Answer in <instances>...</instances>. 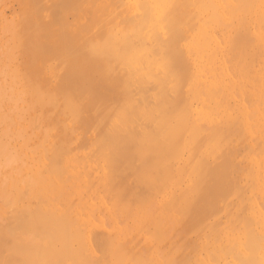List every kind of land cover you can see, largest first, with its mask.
Instances as JSON below:
<instances>
[{
	"label": "rangeland",
	"instance_id": "rangeland-1",
	"mask_svg": "<svg viewBox=\"0 0 264 264\" xmlns=\"http://www.w3.org/2000/svg\"><path fill=\"white\" fill-rule=\"evenodd\" d=\"M29 0H0V263H3V264H48L49 263V261L51 260L52 261V263H53V261H55V259H56V263L57 264H59V262H60V264H82V262H83V260L82 259H84V263L85 264H101V263H103V261H104V263L103 264H108L109 262V264H113V263H116L117 261H115L114 260V258H115V255H116V253H113V252H117V250H118V252L120 251V249L118 248H116V246L115 245H117V243H119V245L120 246H122V247H120L119 245V247L120 248H122L121 250L122 251H124V252H126L125 254H122V255H120V253H118V255L120 256H118L117 257V259H119L118 261H120V262H122L121 264H135L136 262H137V259H136V262H135V259L132 261V259L135 257V256H137L139 253L140 254H142V255H140V257H139V259H141V257H145V258H143V259H146V261H147V264L148 263H151V264H155L156 262H154L153 260H152V258L153 257H155L156 256V254L157 253H154V252H151L152 250H156L157 252H158V255L160 256V254H159V252L161 253V256H162V254L164 253V251H165V249H166V246L168 247V248H170V246L172 245V243H173V245L171 246V249H170V252H168V248L166 249V254L167 255H165V253H164V255H165V258L164 257H161L160 256V258H158L157 260H161V258H163V260L162 261H160L161 263H159V264H167L170 260V262H169V264H171V263H173V264H176V261H177V264H183L184 262V260L186 261V263L187 264H189V262H190V260L193 258V260L190 262V264L192 263V264H194L195 262V264H197V263H199L200 264V261L204 258H202L200 261H199V256L200 257H202V255H204V254H206V258L207 259H209V261L208 260H206L205 262H203L204 260H202V263L201 264H225L226 262L228 263V264H233L234 263V260H238V258H240L239 259V264H240V261L242 262V255L239 253V248L240 247H242L243 245L242 244H245V243H243L244 241H245V239H246V241L248 242V234L246 235L245 233L247 232V231H251V233L250 232H247V233H249V234H251V236L250 237H252L251 239L249 238V240L251 241V242H253V244H254V246H252L251 244H249L248 246H243V252H245L246 251V253L248 252L247 250H252V253L250 254L249 252V259L245 262V261H243V262H245L246 264H248V262H249V260H250V257H251V260L250 261H252L253 262V264H264V262L262 261V259H258V258H261V249H259V248H261V244H259V243H261V242H258V240L260 241V239H259V234H258V231H259V227H258V225H257V223L255 222V220L253 219V216L251 215L252 214V212L251 211H249V210H253L256 206H257V208H259V206H261L262 205V208H260V210H262L263 208H264V202H263V198L261 197L262 195H261V190L264 188V185L262 186L261 185V181H263L264 180V178H263V176L262 177H260V175H261V173H262V175H263V173H264V167H260V166H262L263 164V162H264V158H262L263 160H261V162H260V159H259V157H256V155H258V153H259V150L261 149H264L263 148V144H264V137H263V139L260 137V136H264V134L261 132V129H260V126L258 125L259 124V122H261L263 125H264V101H263V99H264V92L263 91H261V86L264 84H261L263 81V78H264V68H262L263 66V64H262V62L259 60L258 61V59H261V60H263V63H264V50H263V48H264V44H262L260 47L257 45L258 44V40L257 39H255V35H254V33H252V31H250L253 27H252V25H253V18H254V16H256L255 14H254V12L258 9V4H259V0H254L255 2L253 3L251 0H235L236 1V3H237V5H238V7L235 9V11L233 10V5H235L236 3H235V1L233 0V2L234 3H232L231 1H229V0H224L222 3V6H225L224 8H222V6L220 5V7L218 6L217 8H219V9H215V6H212V12H214V13H211V17H213V16H218V17H220V18H216V17H214V19H222V17L223 18H225V17H227L229 14V17L227 18V20L229 19V21H227V20H225V21H227V23H228V26H227V30H226V32H223V33H225V35L223 36L224 38H222V36L221 35H217V41L219 42L220 40H219V37H220V39H225L226 38V41L225 40H221V43L222 44H220V43H218L217 41H215V42H217L218 44H220L219 46H221V48L222 49H220L221 50V52H224L225 51V49H226V53L224 52V53H221L220 51L219 52H217V49H214V52H213V54H212V56L210 57V63H209V60H208V68H209V66L211 67V69H212V71L210 70V71H207V70H209V69H207V67H205L204 68V65L203 66H201V68L199 69L200 70V72H198L199 70L197 69V68H191V69H189V67H190V65H188V66H186L187 68H188V70L190 71V72H192V77L190 76L191 74H188V77L185 79L186 80V83H184V80H182L183 81V83H184V86H183V84H182V82H180V84H182V85H180V86H183V89L182 88H179L180 89V91L182 92V90H184V94H183V96H184V98H186V95L190 92V89L192 88H194V85L193 84H197V86L199 87V88H201V87H203V80L202 79H204L205 78V76L204 75H206V77H211L212 76V72H214L215 73V79L217 80L216 82H215V84H216V86L218 87V86H220V87H218V88H220V93H219V95L217 94V93H215V90L214 91H212L213 90V88L212 89H210L209 87L208 88H206V89H208V90H204V89H200L199 90V92H197L198 91V89L199 88H197L196 90L195 89H191V91H192V93H193V95L194 94H196L197 95V98L196 97H193L194 99H196L195 101H192V100H194V99H191L190 100V98H192V96L190 97L189 96V94L187 95L188 97V99H187V105H190V106H188V108L190 109V112L188 111V109H187V112H189V113H187L186 111H185V113H187V114H189L188 116L186 115L185 117H187L186 119H187V121H186V123L188 124V126L186 125V127H187V129H186V127L185 126H182L184 123H183V121H184V119L182 118V115H185V114H181V117H180V119H179V122H180V120H181V118L183 119V121H182V124H181V122L179 123H176L177 125V129L179 128V130L181 129V126L183 127L182 129L183 130H185V132H184V134H181L183 131H179L178 130V132H177V134H180V135H182L181 137L179 136V135H176V137L177 136H179V138L177 139V138H175L174 136H175V131H174V136H173V138H170L171 137V133H168V132H171V131H169V130H167V133L166 134H170V136H169V138L170 139H177V140H179L180 138H181V144H180V142H179V147H178V149H180L179 150V152L178 151H174L175 153H177L178 152V154L177 155H179V153L181 154V152L180 151H182V150H184V152L182 153V155H184L185 156V149H184V137L186 136V135H189L188 134V132H190V130L192 129L191 127L192 126H194L193 124H192V126H190L191 124H190V121L192 122V121H194V123L195 124H199L198 126L199 127H201V128H203L202 126V124H204V128H205V126H206V130L204 129V131H206V132H204V131H202V130H199L200 132H201V134H202V132H203V138H205L204 139V143H202L203 145H201L200 143H201V141L203 140V139H201V141L199 140V137H201V135H199V133H198V131H194L193 132V134L194 133H196L197 135H198V137H197V135H195V137H197L198 138V140L199 141H197L196 143H193L192 142V144L194 145V146H196V144H198L197 146L199 147V145L201 146V147H199L200 149L198 150V147H197V149H196V154L195 153H193V151H192V153L191 154H193V155H191L190 154V157H188L189 159L190 158H192L191 156H193L194 158H192L191 159V162H189V161H187V163H189V166H187L186 164V166L184 165V167L185 168H187V170L185 169V171L183 172L182 170V172H180L179 171V169H177L179 172H178V174L176 173V171L174 170V167H175V169H176V166L177 167H179L178 165H180V164H182V168H183V164L185 163V161L186 160H184L183 161V158H184V156H183V158H182V155H179V156H181V157H179L178 156V159H174L173 160V164H171V161H172V158H173V156L175 155V154H173L174 152L173 151H171V152H173V153H169V155L170 154H173V156H172V158H171V156H169L168 155V153H166V155L168 156V157H166V158H169L168 159V161L170 160V158H171V160L169 161V164L170 165H172L171 167H169V170H168V176L167 175H165V176H167V178L169 177V172H170V169H171V171H172V174H177L178 176L180 175L179 173H181V183H178V181H179V177H178V180H176L177 178H174L176 175L174 174V175H172L171 174V176H173V177H169V178H171V179H169V181H167V178L165 179L164 178V180H166V181H164V182H162L161 183V181H159L158 180V178L160 177V176H158V177H156V174H158V172L160 173V171H158V169H160L161 167H164L163 165H164V163L166 162V163H168L167 162V159L165 158V159H163V157L162 156H164V154L163 155H161V154H157L156 152H158V151H156V150H158V148L157 147H155V145H153V147H151V145H150V147L149 148H157V149H155L154 151H156L155 153L157 154V155H154V156H160L161 155V157L160 158H162L163 159V162H162V160H161V162L163 163V165L161 164V162H160V164L157 162V161H155L156 159H158V157H154V162H157V164L156 165H160V167L159 166H157L156 168H154L155 167V163H151L152 165H154V171H155V169L158 171H155V177L157 178L156 179V181L158 182V184H157V182L156 183H154L155 181H154V179L153 180H150L149 178V180H148V183H147V179L145 180V177L147 178V176H149V173L147 172V171H150V173L152 174L153 172V169L151 168V165L149 166L147 163H149V162H152L153 160H149L148 159V155H149V153L148 152H154V151H152V149L151 150H149V148L147 149L148 151H144L145 149L143 148L142 149V151H143V153H141V156H143V154H144V152H146L145 154H146V157H145V155L143 156V158H147L149 161L148 162H146V163H143L144 161H146L145 159H143L142 157V159H140V156H139V158H135V157H138V155L136 156V154L140 151V149L138 150V152H137V147H136V149H133V151L135 152V150H136V152L137 153H135V157H134V155H130L131 157H129L130 159L132 158V157H134L135 158V162H136V159H138L139 161H141V160H144L143 162H139V164H141V166L143 165L144 166V164L145 165H147L146 167H148V168H146V172L148 173V175H146L147 173L146 172H141V174L143 175V178H141V180L143 181V180H145V182L147 183H145V182H140L141 180L138 178V180L139 181H137V183L139 184L140 183V186H141V183H145L146 185H148L149 184V181H153L152 183H154V184H152L153 186V188H154V185H156V186H158V185H160V184H162V186L164 185L165 186V188L164 189H162V190H160V191H162V192H160L159 191V193H157V194H155L156 196L153 198V197H151V195H149V194H147L146 192H148V191H146V186H145V188H140V190L141 189H145V193L147 194V196H150L151 197V199L149 198H146L147 200H150L149 202H148V205H147V207H149V208H147V207H140V206H143V204L142 205H140L139 206V209L141 208V210H138V211H136L138 208H136L135 209V207H137L138 205V203L136 202V201H138L137 199H135V198H137L138 197V199H140V201H141V198H139L140 196H143V197H147V196H145L146 194L144 193H142L143 192V190H141L142 192V195L140 194V193H138V191H140V190H138L139 188L138 187H136V189L138 190V191H136V189H133V187H131L132 188V190H135L136 192H137V195L139 194V196H136L135 194V191H133V193L132 194H134V195H130V192L132 191V190H129L130 189V187L128 188V186H129V184L131 183L132 184V181H131V178L133 177L132 175V177L131 176H129L131 173H133V175H134V179L133 180H135V181H133V184H132V186H134L135 184V182H136V180H137V178L135 177V174H136V176H138L137 175V173H138V168H137V165L136 166H134V168L133 169H135V170H137V173L135 172V171H133L132 172V170H130V171H127V172H131L130 174H128L127 172H126V170H125V172H126V178H124V179H127V184L125 183L124 184V186H126L127 188H125L124 187V189H127L128 191H129V193H128V191H127V193H128V197H129V202H131V200H130V196L132 197H134V199H133V197H132V199H133V203L136 205H132V206H130L131 208L129 209L130 211V213L132 214L133 212V210L134 211H136V212H134L135 214L138 212V219H134L135 218V215H134V218H133V216L132 215H130V213H128L129 214V216H127V212L125 213V211H123V210H121V208L118 206V205H120V204H124V200L121 198L120 199V201L118 202V197L120 198L121 197V190L123 189L122 187L123 186H121V184H123V181L122 180H124V179H122L121 178V176H119L118 175V173L121 175V173L123 174V170H118V171H116V176L118 175L119 176V178H118V176L116 177V179L114 180L115 182H117V184H118V181L119 180H117V178L118 179H120L121 181H122V183H120V185L118 184V187L119 186H121L120 188H122L120 191H119V188L118 187H115V186H117V185H115V186H113V188H112V186H111V184L113 185V182H111L110 181V183L108 182V183H106L105 182V178L102 180V178H99V177H97V175H98V173H101V172H99L98 171V173L96 174V173H94V172H92V170H93V167H92V169H91V167H90V165H92V163H90L92 160H91V158L93 159V155H92V157H90L91 156V153H88V149H83V151L85 152H87V156L85 157L86 158V160L84 161L82 158H80V151L82 150V148H74V146L71 144V146H73L72 148H74L73 150H71V147H70V145L67 147V146H65V147H67V148H69L70 147V149H68V153H69V155L71 154L75 159H76V157L77 158H79V161L77 160V162L74 160H72L71 159V157L72 156H67V148H65V153H66V155H65V153L64 154H62L63 152V148L60 150V152H57V153H55V150H50L49 151V153H50V155H49V157L47 156L49 153H48V151H46L45 149L47 148L48 149V147L50 148V144H49V139H48V136H49V132H50V128H49V126L47 125V127H46V120L47 121H49V122H51L50 120H49V118L47 117V115L45 114V106H44V102H46V100H45V94H44V91H41L40 89V93H38V90L36 91V90H34V89H36L35 87H33L34 85H36V87L37 88H39L40 87V85H39V87H38V84L40 83V84H44L43 83V81H42V79H44L43 78V76H42V74L44 75V71L42 70V69H44L45 68V66H44V68H43V66L42 65H44V62L42 61V59L40 58V57H42V55L43 54H45V53H41V54H39L38 53V51H40L41 50V48H43L42 49V51L44 52V49L48 52V53H50L47 49H49L50 47H48V48H45V46L47 47V46H51V45H49L50 44V41L48 42V43H45V44H48V45H45L44 44V42H46L45 40L47 39L46 37H44V38H42L44 35H42L43 34V28H44V24H43V22H40L39 24L40 25H38V23L37 22H39V21H37L38 19L39 20H42L43 21V19H41V17H39L40 15H43L42 13L45 11L44 10V8H39L40 7V4H42L41 3V1L42 0H39L40 1V4H38L39 6H37V5H35L36 6V8H34V1L36 2L37 1V3H39V1L38 0H33V3H32V0H30L29 2H28ZM44 2H45V0H43ZM58 1V0H57ZM56 1V4H55V8H54V11H56V12H54V13H51V16H52V18L53 19H55L56 18V16H58V18H57V20L55 19L54 20V22L56 21V24L55 23H53V25H56L55 26V28H57V30L58 29H60V25H59V23H60V20H58V19H60L59 17H61V15L60 14H63L64 15V11H65V9H63V8H69V7H71V6H69V7H67V6H63V8L62 9H60V0L57 2ZM240 1H241V3H240ZM43 2V3H44ZM230 2V3H229ZM36 3V4H37ZM229 3V4H228ZM245 3V4H244ZM226 4H227V7H226ZM251 4V5H250ZM236 5V6H237ZM242 5V6H241ZM252 7V11H247V9L249 10L250 9V6ZM45 5L43 4V5H41V7H44ZM73 6V5H72ZM231 6V7H230ZM236 6H234V8L236 7ZM73 7H75V6H73ZM73 7H71L69 10L70 11H73L74 12V9H73ZM78 7V6H77ZM239 7H241V8H239ZM243 7H248L247 9H243L242 10V8ZM257 7V8H256ZM39 8V9H38ZM76 8V7H75ZM220 8H222V10H223V12L226 10L225 8H228V13L229 14H223V15H225V17L224 16H222L221 15V12H218V11H221L220 10ZM36 9V11H34ZM40 9H42V11H41V14H40ZM203 9V8H202ZM225 9V10H224ZM229 9H231V10H229ZM240 9H241V13H240ZM61 10H62V13H60L61 12ZM68 10V11H69ZM33 11H34V13H33ZM230 11V12H229ZM246 11H247V13H246ZM217 12V15L215 14ZM222 12V13H223ZM226 12V13H227ZM250 12L252 13V15L250 14ZM31 13H32V17H31ZM56 13V14H55ZM225 13V12H224ZM249 13V15H246V14H248ZM34 14V15H33ZM66 14H67V12H66ZM66 14H65V16H66ZM213 14H215V15H213ZM38 15V16H37ZM239 15V16H238ZM242 15V16H241ZM246 15V16H245ZM27 18V21H26V23L25 24H23L24 22H25V20H26V18ZM65 16H63V17H65ZM246 17V23L248 22V20H249V17H250V21L247 23V24H245L244 22H245V20H243L244 22H242V17H243V19ZM248 16V17H247ZM252 16V17H251ZM36 17H39V18H36ZM69 19H71V17L68 15L67 16ZM200 17V16H199ZM240 19H239V18ZM25 19V20H24ZM226 19V18H225ZM29 20V21H28ZM223 20V19H222ZM237 20V21H236ZM239 22L240 23V25L241 26H239L238 25V23H236V22ZM28 22H29V25H28ZM33 23H35V24H37L36 26L38 27V29H41V27H42V24H43V28L41 29V31L39 30V31H37L38 29H37V27L33 24ZM57 23H58V25H57ZM230 23V24H229ZM249 23L250 24H252V25H249ZM243 24H245V25H248V27L247 26H243ZM25 25H27L26 27H25ZM32 25L34 26V28L32 27ZM236 25V26H235ZM39 26H41V27H39ZM232 26H235L234 27V29H233V27ZM252 28H251V27ZM23 27V28H22ZM36 27V28H35ZM238 27H240V29L242 30H240ZM27 28H29V29H26ZM30 28H32V29H30ZM235 28L236 29H239V32H237L236 30H235ZM245 28H247V29H245ZM248 28H251V29H249L248 30ZM15 29V30H14ZM33 29L35 30V31H33ZM37 29V30H36ZM231 29H233V30H231ZM244 29L247 31L248 30V32L247 33H249V35H247V33L246 34H244V36H243V33H245L244 32ZM22 30H24V31H22ZM27 32H26V31ZM29 30H31L32 32L30 33V31ZM253 31H254V28L252 29ZM22 31V32H21ZM237 32L238 34H240L241 32V34H242V36H241V34H240V36L237 34H235L236 35V37L238 38V37H240L239 39L240 40H242V37H244L245 39H246V37H248L247 38V44H248V41L250 42V41H253V43L251 44V43H249L250 44V46H249V49L248 48H246L245 47V45H243V44H246V40L243 38V40L242 41H240L241 42V44L239 45V43H235V40H236V42H238L239 41V39H238V41H237V39L235 38V36H234V39L235 40H232L233 39V32ZM241 31V32H240ZM22 33V34H21ZM40 33H41V35H40ZM16 34V35H15ZM21 34V35H20ZM24 34V35H23ZM31 35H32V37H31ZM251 35V36H250ZM253 35V36H252ZM17 36V37H16ZM25 36V37H24ZM26 36H27V38H26ZM35 36V37H34ZM40 36H42L41 38H42V40H39V39H41V38H39ZM37 37L39 38L38 40H37ZM252 37H253V39H252ZM17 39V42L15 41L16 39ZM24 38H25V40H24ZM28 38H31V39H28ZM78 39L77 40H79V43H77V44H80V45H77V47H79L80 46V48L82 49V48H84V46L82 45L83 43L81 42V38L80 37H77ZM216 38V37H215ZM257 38V37H256ZM60 39V38H59ZM75 39V38H74ZM249 39V40H248ZM24 40V41H23ZM30 40V41H29ZM32 40V41H31ZM245 40V41H244ZM21 41V42H20ZM25 41H26V43H27V47H26V43H25ZM27 41H29V43L30 44H28V42ZM38 43H37V42ZM76 41V40H75ZM74 41V42H75ZM84 41V40H83ZM86 41V40H85ZM225 41V42H224ZM232 41H234V43H233V48H231L230 47V44H231V42ZM33 42V43H32ZM35 42V43H34ZM43 42V44H42V46L43 47H41V43ZM59 42H60V40H58V44H59ZM89 42V41H88ZM224 42V43H223ZM243 42H245V43H243ZM255 42H256V44H255ZM15 43H18V45L17 46H19L18 48L16 47V44ZM20 43V44H19ZM217 43H216V45H217ZM40 44V45H39ZM227 44V45H226ZM238 44L239 46H240V48L243 50V52H241V49L240 48H238V46H236V45ZM30 45H31V47H30ZM36 47V46H40L41 48L38 50L37 49V53L40 55V57H39V55L38 54H36L35 52H36V48L34 49L35 51H33V49H31V48H34V46ZM75 45V44H74ZM84 45H86V42H85V44ZM90 45V44H89ZM215 45V46H216ZM232 45V44H231ZM244 47H243V46ZM254 45V47H252V46ZM38 46V47H39ZM222 46H224V47H222ZM242 46V47H241ZM76 47V46H75ZM87 47H88V45H86V49H87ZM91 49H92V47L91 46H89ZM231 48V50H230V48ZM234 47L236 48V49H234ZM255 47H258L257 48V50L255 49ZM20 48V49H19ZM25 51L24 52V54H22V49ZM30 50H29V49ZM52 48V47H51ZM73 48V47H72ZM80 48H79V51H80ZM251 48H254L253 49V52L251 51ZM59 50H60V48H58ZM74 49V48H73ZM89 49V48H88ZM238 49V50H237ZM246 49V50H245ZM248 49V50H247ZM263 51V55L260 53V51ZM50 50V49H49ZM58 50V51H59ZM77 50V49H76ZM83 50V49H82ZM224 50V51H223ZM237 50V51H236ZM254 50H255V52H254ZM73 51V50H72ZM78 51V50H77ZM229 51V52H228ZM231 51H233V52H231ZM248 51L249 52V55L246 53V52ZM252 53H251V52ZM75 52V51H74ZM58 53H60V52H58ZM85 54H86V51L84 52ZM91 53H92V51H91ZM90 53V54H91ZM228 53V54H227ZM235 53V54H234ZM237 53V54H236ZM245 53V55H243V54ZM255 53H257V54H255ZM73 54V53H72ZM75 54V53H74ZM79 54V53H78ZM81 54H82V52H81ZM88 55H87V57L88 56H91V55H89V53H87ZM94 54V53H93ZM92 54V55H93ZM224 55V56H222V55ZM229 54L231 55V54H233V57L234 56H236V61H234V59L230 56V58L229 59H231V60H229L230 62H228L226 59H225V57L227 58L228 56H229ZM254 56V54L256 55V57L254 58L252 55ZM259 54V55H258ZM38 55V56H37ZM80 55V54H79ZM228 55V56H227ZM252 56L253 57V59H251V61H253L254 59H255V61L257 62V65H259V63H261V68H259L260 70L259 71H261V70H263L262 72H259V73H256L257 74V76H259L260 78H259V83H254V86L255 85H259V87L258 86H256L253 90L251 89L252 87L249 85V84H251L250 82H248L250 79H252V82H253V80L255 81V82H257V80L258 79H256V75H255V79H253L254 78V76L253 77H251L252 75H254L255 74V72L257 71L258 72V70L257 69H255V71L254 70H252L253 69V67L254 66H256V62L255 61H253V64H249V61H250V57L249 56ZM263 56V58H261V56ZM74 56V55H73ZM221 58V60H219L220 58ZM222 56V57H221ZM258 56H260L258 59H257V57ZM36 57V58H35ZM38 57V58H37ZM79 57V56H78ZM251 57V58H252ZM43 58V57H42ZM76 58V57H75ZM80 58V57H79ZM84 58V57H83ZM86 58V57H85ZM223 58V59H222ZM26 61V62H24V60ZM34 59H36V61L34 60ZM37 59H39V60H37ZM89 59V58H88ZM88 59H84V60H88ZM237 59L239 60V61H237ZM246 59L247 60H249V61H247L246 62ZM180 60V62H181V58L179 59ZM214 60V61H213ZM223 60H225V64L227 65H225L224 64V62H223ZM244 60H245V62H244ZM16 61H19V62H16ZM34 61V62H33ZM38 61V62H37ZM81 61H83V60H81ZM89 61V60H88ZM88 61H87V63H88ZM220 61V62H219ZM222 61V62H221ZM251 61H250V63H251ZM40 62H43V64L41 65L40 64ZM219 62V63H218ZM233 62H237V64H233L234 66H236V65H238V68H237V66L235 67V69L233 68V65H232V63ZM238 62H239V64H238ZM243 62H244V64H243ZM19 63V64H18ZM34 63H38V64H40L41 66H42V68L41 67H38V68H36L37 66H38V64L36 65V64H34ZM217 63L220 65H218L217 66ZM229 63H230V65H229ZM246 63H248L250 66L248 67L247 65L248 64H246ZM27 64L28 65H30L29 67H27ZM90 64L91 63H89L88 65L90 66ZM210 64V65H209ZM181 65H183V63L181 62ZM181 65L179 66V67H181ZM207 65V64H206ZM221 65H222V67H221ZM223 65H225L226 66V68H228L229 69V67L228 66H230L232 69H233V71H235V70H237V71H235L234 72V74L235 75H232L233 73H231V68L229 69V72L231 73H227L228 71V69L227 70H225L226 68H225V66L223 67ZM232 65V66H231ZM243 65V66H242ZM183 66H185V65H183ZM244 66H246V68L244 67ZM17 69H16V68ZM88 67V66H87ZM91 67V66H90ZM89 67V68H90ZM220 69H219V68ZM244 67V69L242 70V68ZM258 67H260V65L258 66ZM258 67H256V68H258ZM29 68L31 69V70H29ZM41 68V69H40ZM92 68H93V65H92ZM183 68H185V67H183ZM237 68V69H236ZM34 69V70H33ZM37 69H40V72H37ZM91 69V68H90ZM181 69V68H180ZM203 69H206V71H207V73H206V71H204ZM248 69H249V71H248ZM184 70V69H183ZM182 70V73L184 72V71H186V69L183 71ZM187 70V71H188ZM195 72H194V71ZM247 70V71H246ZM28 71H30V73L32 74V76L30 75V73L28 72ZM32 71V72H31ZM35 71H36V73H35ZM39 71V70H38ZM86 71H89L88 69L86 70ZM181 71V70H180ZM180 71H178V72H180ZM186 71V72H187ZM232 71V72H233ZM242 71V72H241ZM26 72H28L27 74H26ZM84 72V71H83ZM186 72L184 73V76L185 75H187L186 74ZM189 72V73H190ZM202 72H203V74H202ZM209 72H211V73H209ZM218 72H220V74H218ZM253 72V73H252ZM35 73V74H34ZM38 73H40L41 74V76L40 77H42V79L38 76V75H40V74H38ZM86 73V72H85ZM88 73H90V72H88ZM88 73L86 74V75H84V76H88ZM182 73H180V75H182ZM196 73V74H195ZM200 75H203V77L201 76V78L200 77H198L197 78V75L199 76V74ZM206 73V74H205ZM247 73H248V75L249 74H251L252 73V75H250V76H248L247 75ZM27 76H26V75ZM76 74H78V72L76 73ZM91 74V73H90ZM89 74V75H90ZM194 74V75H193ZM209 74V75H208ZM260 74V75H259ZM23 75H25V76H23ZM35 75V76H34ZM37 75V76H36ZM92 75V74H91ZM179 75V76H180ZM221 75H223L222 77H221ZM228 75H231V76H228ZM33 77L34 79H33V84H30L31 83V81H32V78L31 77ZM146 76V75H145ZM183 76V75H182ZM183 76V77H184ZM193 76H195V77H193ZM232 76H236V77H232ZM240 76V77H239ZM247 76V78L248 79H246L247 80V82L246 83H248L247 85H249L250 87H248L249 89H251L252 91H249L248 89H246L247 88V86L246 87H244L245 86V81L246 80H244V78ZM24 77H26L25 79H27V81L28 82H26V80L24 79ZM75 77H76V79H77V75H75ZM75 77H73V78H75ZM81 77V76H80ZM80 77H78V78H80ZM189 77H191V78H189ZM213 77V76H212ZM222 78V80H221V78ZM229 77V78H228ZM230 77H232V78H234V80L232 81V79H230ZM250 77V78H249ZM39 78L41 79V80H39ZM72 78V79H73ZM82 78V77H81ZM80 78V79H81ZM84 78V77H83ZM83 78L81 79L82 81H83ZM90 78V77H89ZM145 79H146V81H148V78H149V80H152V78H150V77H148V78H146V77H144ZM180 78H181V76H180ZM188 78H189V80H188ZM193 78H195L194 79V83H193ZM241 78V80L239 81V79ZM258 78V77H257ZM76 79H73V81H75ZM79 79V80H80ZM145 79H141V80H144L145 81ZM213 79V78H212ZM215 79H214V81H215ZM227 79V80H226ZM229 79V80H228ZM17 80V81H16ZM80 80V81H81ZM85 80V79H84ZM222 81V82H221ZM240 82L241 83V85H240V83H238L237 84V82ZM77 82H78V79H77ZM86 82H87V80H86ZM86 82H82L83 84H85ZM88 82H89V80H88ZM87 82V83H88ZM189 82L191 83V84H189ZM217 82H218V85H217ZM226 82H228L227 84H226ZM16 83V84H15ZM35 83V84H34ZM36 83H38V84H36ZM80 83V82H79ZM78 83V84H79ZM138 82H136L135 84H137ZM144 82L142 81V86H145L144 84H143ZM147 83H150L151 84V81H149V82H147ZM199 83V84H198ZM207 83V82H206ZM75 84H77L76 82H75ZM81 84V83H80ZM139 84V83H138ZM149 84V85H150ZM27 85H28V87H30L29 85H31V87H32V89H33V92H32V90H30L31 89V87L28 89V87H27ZM189 85H192V87L191 88H189ZM227 85V86H226ZM231 86V88L229 87V86ZM238 86V87H235V86ZM71 86V87H70ZM78 86V85H77ZM77 86L75 87V85H71V84H69V89H71V88H77ZM81 86V85H80ZM80 86H78L79 88H80ZM84 86H86V85H84ZM146 86H148L147 84H146ZM201 86V87H200ZM207 86H208V84H207ZM206 86V87H207ZM83 87V86H82ZM189 89H188V88ZM216 87V88H217ZM229 87V88H228ZM41 89L43 88L42 86L40 87ZM86 88V87H85ZM88 88L90 89V86H88ZM216 88H214V89H216ZM237 88V89H236ZM257 88L259 89V93H257L258 95H256V96H258L259 97V99H258V97L257 98H252L253 99V101H256L257 100V102H253L252 101V99L249 101V98L250 97H248L250 94H252L253 93V91H254V93H253V96H254V94H255V89H256V91H257ZM19 89V90H18ZM81 89V88H80ZM79 89V90H80ZM165 90H166V88H164ZM186 89H188V91L186 90ZM210 89V90H209ZM239 89H242V91H239ZM246 89V90H245ZM30 90V91H29ZM83 90V89H82ZM81 90V91H82ZM86 90V89H85ZM88 90V89H87ZM233 90V91H232ZM238 90V91H237ZM35 91L39 94L38 96L39 97H37V96H35L33 93H35ZM69 91V90H68ZM76 91H78L77 89L74 91L75 93H77ZM187 91V93H185ZM202 91L204 92V98H205V100L206 99H208V98H210V100H212V103H211V101H209V103H211L210 105L209 104H207L208 103V100L207 101H203V102H199V103H203V105L204 106H206L205 105V103L207 104V105H209V107H205L206 109V111L203 113L202 111H200V112H197L196 110H193V109H191L190 107H195L196 106V104L195 103H197L198 104V101H199V97L200 96H198V94L197 93H200L201 92V94L203 95V93H202ZM210 92L211 93V91H212V93L214 92L215 94H213L212 95V98L214 97V96H217V99H212L211 97H207V95L209 96L210 95V93L208 94H206L205 92ZM217 91H219V89L217 90L216 89V92ZM224 91H226V92H224ZM249 91V92H248ZM28 92H30V98H32V99H34L35 98V100H36V102H34L35 100H33V102H32V100H31V102H30V98H29V94H28ZM70 92V91H69ZM72 92H73V90H72ZM79 92V91H78ZM83 92V91H82ZM82 92H80L79 94H81ZM90 92V91H89ZM223 92V93H222ZM231 92H233V94H234V97L232 96L233 94L231 93ZM235 92V93H234ZM240 92H242V94L240 93ZM245 92H246V95H247V97H246V95H245ZM263 94H262V93ZM74 93V94H75ZM88 93V92H87ZM183 93V92H182ZM191 92H190V94H192ZM211 93V94H212ZM222 93V94H221ZM232 94L231 96H230V94ZM241 95H240V94ZM78 94V93H77ZM74 95L75 97H77V96H79V100L82 98V97H80V96H82L83 95V97L84 96H86L87 97V94L85 93H82L81 95ZM217 94V95H216ZM220 94L221 95H223V97H221L220 96ZM228 94H229V96H228ZM263 95V96H260V95ZM88 95H89V93H88ZM200 95V94H199ZM235 95H237V96H235ZM35 96V97H34ZM73 96V95H72ZM182 96V95H181ZM206 96V97H205ZM227 96V97H226ZM250 96H252V95H250ZM202 97V99H204ZM230 97H233V98H230ZM241 97H243V100L245 99V103H246V107H248L249 108V110L251 111V112H248V110L245 108V115L246 114H248L247 116H249L250 118H248L249 119V122H247L246 120H248V119H246V120H244L243 118H246V117H243V118H241L242 117V115L243 116H245L244 115V111H242V109H243V107H245V103H242L241 101H243V100H241L242 98ZM37 98H38V100H37ZM40 98V99H39ZM43 98H44V100H43ZM85 98V97H84ZM183 97L181 98L182 99V101H183V99H184ZM215 98V97H214ZM226 98L227 99H230V100H228V101H226ZM248 98V99H247ZM72 99H73V97H72ZM76 99H78V97L77 98H75V99H73V100H76ZM181 99L180 100H178L177 102H179L180 101V103H181ZM186 99H184L185 101H186ZM220 99V101H218ZM223 99V100H222ZM232 99V100H231ZM235 99V100H234ZM246 99L248 100V102H246ZM82 100V99H81ZM174 100V99H173ZM213 100H217L216 102H215V104H214V101ZM44 101V102H43ZM176 101V100H175ZM175 101H172V103L173 102H175ZM189 101V102H188ZM192 103H191V102ZM223 101V102H222ZM230 101V102H229ZM251 101L254 103V105L256 104V106L254 107V105H251L252 103H251ZM205 102V103H204ZM219 102H222V103H220L219 104ZM36 103V106H32V104H35ZM42 103H43V105H42ZM179 103V104H180ZM183 104V107L182 108H187V106L185 107L184 106V102H182ZM194 103V104H193ZM216 103H217V105H216ZM241 103V105L243 104L244 106L242 107L241 105V107L239 106V105H237V104H240ZM259 103H260V105H259ZM18 104V105H17ZM30 104V105H29ZM45 104H47V103H45ZM177 104V103H176ZM175 104V105H176ZM179 104H177V105H179ZM221 104H223V105H221ZM23 107H22V106ZM173 105V104H172ZM192 105V106H191ZM199 105V104H198ZM215 105V106H214ZM219 105H221V106H223V107H220ZM42 106V107H41ZM180 106V105H179ZM201 106V108H204V106L202 107V105H200ZM211 106H213V110H212V112L211 113H214L215 114V112L217 113L216 115H217V117L216 116H214L215 118H216V121H214L212 118H214L212 115L213 114H210V112L209 111H211V110H209L208 111V109H211L212 107ZM217 106H219V107H217ZM261 106H263V107H261ZM25 107V108H24ZM34 107H36V108H34ZM197 107H199V106H197ZM217 107V108H216ZM259 107H261L262 109L260 110V108ZM34 108V109H33ZM174 108H175V110H176V106H174ZM181 108V107H180ZM180 108H179V110H180ZM24 109V110H23ZM173 109V108H172ZM195 109H198V108H195ZM217 109V110H216ZM224 109L225 110H227V111H225V114H224ZM256 109V110H255ZM36 110V111H35ZM179 110H178V115H176L175 114V116L177 117H179L180 116V114H179ZM182 110H184V109H182ZM192 110V111H191ZM201 110V109H200ZM203 110V109H202ZM222 112H221V111ZM38 111V112H37ZM177 111V110H176ZM176 111H175V113H176ZM196 113H195V112ZM199 111V110H198ZM219 111V112H218ZM33 113V118H32V116H31V118L32 119H30V115H32V113ZM37 112V113H36ZM183 112V111H182ZM181 112V110H180V113H182ZM228 112L230 113V114H228ZM243 112V113H242ZM257 112H259V113H257ZM35 113L36 114H38L37 116H35ZM220 113V114H219ZM241 113V114H240ZM257 113V114H256ZM27 116H26V115ZM171 114H173V113H171ZM171 114H169V115H171ZM209 115V117H207L208 115ZM223 114H224V117H223ZM232 114V115H231ZM258 114H260V115H258ZM40 115V116H39ZM168 115V116H169ZM205 115V116H204ZM230 115L232 116V118L230 117ZM23 116V117H22ZM102 118H103V115H100ZM167 116V117H168ZM171 116H173V115H171ZM194 116H197L199 119H197V121H196V119L195 118H197V117H195V118H193ZM238 116V117H237ZM258 116V117H257ZM35 117V118H34ZM36 117H38V118H36ZM41 117V118H40ZM101 117H99L100 118V120L102 119ZM165 118L166 120L170 117H168V118ZM177 117V118H178ZM184 117V116H183ZM190 117V118H189ZM191 117L193 118V119H195V120H193V119H191ZM205 117H206V119H205ZM223 117V118H222ZM236 119H235V118ZM261 117V118H260ZM39 118H40V123H39V121H37V120H39ZM91 118V117H90ZM96 118V117H95ZM98 118V117H97ZM98 118V119H99ZM105 118V117H104ZM156 118V117H155ZM154 117L153 118H151V121L149 122L150 124H151V122H152V120L154 121V119H155ZM163 118L164 117H162V120H163ZM208 118V119H207ZM222 120H221V119ZM254 118V119H256V121L254 122L252 119ZM258 118H260L259 120H258ZM20 119V120H19ZM34 119L37 121V122H33L34 121ZM91 119H94V117H92ZM91 120V121H93L94 123L95 122H97V121H99V128H101V129H103V126H105V125H103V123L104 124H106L107 123V121H104V120H106V118L105 119H102L101 121L100 120ZM138 119H140V118H138ZM143 119H144V123H145V125L147 126V121H146V119L143 117ZM142 118H141V120H143ZM175 119V118H174ZM173 118H172V120H171V117H170V119H168L169 121L171 120V123H169L168 121H167V125H165L164 127H161L158 123V125L156 124V121H158L157 119H156V121L155 122H152V124H154V125H152V127L150 126V128H149V126L148 127H146L147 129H146V131L148 130V128L150 129L149 131H151V128H152V130L153 131H151V132H154L155 131V129H156V131L157 130H159L158 128H160V129H164V131H165V128H169V126L170 125H168V123L169 124H172V121L174 120ZM240 119V120H239ZM31 120V121H30ZM81 120H82V118H81ZM83 120H84V123H85V121H86V118L84 119L83 118ZM130 120V119H129ZM134 120H135V122L134 121H132V123H133V125H134V123H135V128L137 127L138 128V126H140V128H141V130L143 131V129H144V124H143V122H142V124L144 125H142V127H143V129H142V127H141V125H139V123L141 122L140 120V122L137 120V118L135 119L134 118ZM136 120L138 121V125L136 126ZM165 120V121H166ZM188 120H190V121H188ZM204 122H203V121ZM209 120V121H208ZM235 120V121H234ZM241 120H242V122H241ZM261 120V121H260ZM25 123H24V122ZM91 121H89L88 119H87V122L88 123H90L91 124ZM103 121V122H102ZM164 121V120H163ZM175 121H178L177 119L175 120ZM175 121H173V123L175 122ZM197 123H196V122ZM258 121V123H256ZM48 122V123H49ZM82 122V121H81ZM86 122V123H87ZM100 122H102L101 124H100ZM106 122V123H105ZM131 122V121H130ZM161 122V120L159 121V123ZM213 122V123H212ZM234 122H236V124L234 123ZM240 124H239V123ZM245 122V123H244ZM246 122H247V124H246ZM39 123V124H38ZM45 123V124H44ZM84 123H81V124H83L84 125V127L83 126H81V124H80V126L81 127H83V128H85L87 125L86 124H84ZM87 123V124H88ZM132 123H129L128 122V124L130 125V124H132ZM148 123V124H149ZM162 123V122H161ZM164 123V122H163ZM208 123H210V124H208ZM232 123H234L235 124V126H234V124H232ZM249 123V124H248ZM22 124V125H21ZM33 124H34V127L35 128H33ZM37 124H38V126H37ZM93 124V123H92ZM141 124V123H140ZM158 126V128H157V126ZM190 124V125H189ZM214 124V125H213ZM242 124H244V125H242ZM246 124V125H245ZM250 124H252L253 125V127H252V125H250ZM86 125V126H85ZM162 125H164V124H162ZM213 126V128H211V129H214V127L216 128V126L217 125H219L217 128H220V129H218V131H213V132H215V133H211L212 134V136H214V134H217V132H218V134H219V137H218V135H215V138L219 141V144H222V148H220L221 147V145L219 146L218 145V141L214 138V137H212V138H214L213 139V142L211 141V139H209V138H207L208 137V135H210V132H212V130L211 131H209V127L210 126ZM232 125V126H231ZM249 125V127L251 126V128H253V129H255V131L253 132V130L251 131V133L253 132L254 134H252V136H250V134L248 135V130H247V135H246V132H244V131H246V130H244V129H248L246 126H248ZM95 126H96V124H95ZM94 126V127H95ZM176 126H175V129H176ZM189 126H190V128H189ZM198 126H197V128H198ZM224 126H225V128H224ZM88 127V126H87ZM92 127V126H91ZM90 127V130L92 129ZM173 128L174 126H170V128ZM184 127H185V129H184ZM208 127V128H207ZM236 127V128H235ZM246 127V128H245ZM106 128V127H105ZM104 128V129H105ZM139 128V129H140ZM167 128V129H168ZM195 128H196V126H195ZM194 128V129H195ZM196 128V129H197ZM234 128V129H233ZM239 128H240V130H239ZM244 128V129H243ZM34 129H35V131H34ZM88 129H89V127H88ZM137 130V129H135L136 131H141V130ZM190 129V130H189ZM195 129V130H196ZM207 129H208V131H209V133L208 134H206L208 131H207ZM230 129H231V131H230ZM235 129H237V130H235ZM250 129V128H249ZM42 130V131H41ZM81 130H84V129H81ZM86 130V129H85ZM90 130H88V131H86V134H91V133H93L94 134V132H95V134H97L96 133V131L95 130H97V126H96V129H94V131H91V133L89 132ZM106 130V129H105ZM105 130H104V132H105ZM134 130V131H135ZM162 130L160 131L159 130V132H158V136H160L161 135V133L163 134V132H162ZM189 130V131H188ZM216 130V129H215ZM232 130H234V131H232ZM41 131V132H40ZM100 130L98 129L97 130V132L99 133V135H101L100 133H102V132H99ZM145 131V130H144ZM145 131V132H146ZM149 131H148V133H149ZM193 130H191V132H192ZM224 132L223 133V135H222V133L221 132ZM236 131V132H235ZM243 131V132H242ZM37 132V134H35ZM83 132V131H82ZM85 132V131H84ZM89 132V133H88ZM129 132H132V131H129ZM106 133V132H105ZM147 132H146V134L145 133H143V132H141V134H138V133H136V134H138L139 136L141 135V136H143V139H140L141 137H139V136H135L134 135V132H132V134L136 137V142H133V143H137V145L136 146H138L139 145V143L137 142V139H138V137H139V142L140 143H144V144H147V142H149V138H152V137H154V136H152L151 137V135L153 134H150V137L148 138V136L149 135H147L148 134ZM155 133V132H154ZM240 133V134H239ZM244 133H245V135H244ZM260 133V134H259ZM36 136H35V135ZM86 134H85V136L84 137H86ZM94 134V135H95ZM130 134V133H129ZM143 134V135H142ZM192 134V133H191ZM205 134H206V136H205ZM259 134V135H258ZM41 137H40V136ZM83 135L84 134H81V135H78V138H80V136H82L83 137ZM103 135V134H102ZM145 135H147V136H145ZM172 135H173V132H172ZM221 135V136H220ZM236 135V136H235ZM240 137H239V136ZM90 136V135H89ZM106 136V135H105ZM103 137L102 136V139H104V138H106V137ZM130 136V135H129ZM145 136V137H144ZM157 135L155 136V137H158ZM162 136V137H161ZM160 136V138H161V140L163 139V137H165V135H161ZM167 136V135H166ZM222 136H226L225 138H222ZM244 136H249L248 138L247 137H244ZM258 136V137H257ZM38 137V138H37ZM82 137H81V139H82ZM88 137V136H87ZM133 137V136H132ZM155 137H154V139H155ZM187 137V136H186ZM190 137H192V135L191 136H189V138L188 139H190ZM194 137V138H195ZM210 137V136H209ZM218 137V138H217ZM232 137L235 139L234 141L232 140ZM253 137V138H252ZM23 138V139H22ZM97 138H99V137H97ZM130 138V137H129ZM134 138V137H133ZM144 138H148V141H147V139H144ZM168 138V139H169ZM194 138H192V139H194ZM220 138L222 139V142L220 143ZM240 138V140H238ZM245 138H246V140L248 141L250 138L251 139H253V140H255V143H254V141L253 140H249L248 142L245 140ZM43 139H45L44 141L46 142L45 144H44V141H43ZM48 139V140H47ZM84 139H86V138H84ZM99 139H101V136H100V138ZM99 139H97V140H99ZM109 139V138H108ZM167 139V138H166ZM165 139V140H166ZM168 139L166 140V141H168ZM191 139V140H192ZM196 139V138H195ZM207 139H209L210 140V143L213 145V143L214 142H216L217 144L216 145H218V146H215V147H217L218 149L220 148V151L218 152V153H222V150H223V145H224V150H223V153H225V154H222V155H218V153H217V151H218V149L217 148H215L214 146H212L210 143H209V141H207ZM226 139V140H225ZM37 140H39L38 142H37ZM133 141H135L134 139H132ZM131 140V141H132ZM151 140H153V138L151 139ZM159 140V138H157L154 142H156V141H158ZM161 140L159 141V142H161ZM173 140V141H174ZM216 140V141H215ZM224 140V141H223ZM242 140V141H241ZM35 141H36V143H35ZM78 141H79V139H78ZM131 141H130V145L132 144L131 143ZM162 141H164V140H162ZM176 141V140H175ZM189 141L190 140H188V142L187 143H189ZM196 141V140H195ZM232 141H233V143H232ZM236 141H241V143H239V142H236ZM251 141H253V144H250L251 143ZM42 142H43V144H42ZM151 143L150 144H154V142H152V141H150ZM200 142V143H199ZM203 142V141H202ZM209 143V145L210 146H212L211 147V149H212V151H213V148H215L214 149V152H215V150H217L216 151V154L220 157V156H223L224 158L225 157H227L228 158V161H227V158L226 159H224V162L226 161V163L228 162V164L226 165L225 163V165H223V162L221 163L220 162V160L221 161H223V157L220 159L219 157H217L216 158V156H215V154H211V152H208L209 150H207V148L205 149V147H208L207 145H206V143ZM229 142V143H228ZM245 142V143H244ZM256 142H258L260 145H256V146H254V147H259V148H257V149H254V147H252V149L254 150V154H253V152H251V146H249L248 147V145L247 144H250V145H254V144H256ZM29 143V144H28ZM38 143H39V145H38ZM127 143V142H126ZM163 143H166V146L167 147H174V146H176V145H174V146H172V143H171V145L170 146H168L169 144V142H163ZM187 143H186V145H185V148H187V147H189V146H187ZM224 143V144H223ZM237 143H239L238 145L240 146V148H237V151L239 150L240 151V156H239V152H236V146H237ZM31 144V145H30ZM135 144H134V146H135ZM143 144V145H144ZM149 144V143H148ZM168 144V145H167ZM174 144H178V143H175L174 142ZM235 144H236V146H235ZM245 144V145H244ZM33 145V148H31V146ZM36 145H38L39 147H38V149L39 150H43L45 147V145H47L46 146V148L44 149L48 154L46 155V154H44V153H42L43 151H41V153H42V155L43 156H46L45 158H46V160H48V158L50 159L49 161V164H51L52 163V161L53 160H51V159H55V161L57 162L56 163V165H55V161H54V168H53V165L51 164V165H47L46 164V162H43L42 161V159L44 158H42V156H40L39 155V152L40 151H38V149H36L37 147H36ZM127 145V144H126ZM141 145V144H140ZM158 145H159V143H158ZM165 145V144H164ZM189 145H191L190 143H189ZM215 145V144H214ZM230 145V146H229ZM246 145H247V147H246ZM43 148H41V147ZM132 147H134L133 145H131ZM145 147H148V146H146V145H144ZM166 146L164 147L167 151H168V148H166ZM178 146V145H177ZM187 146V147H186ZM194 146H193V148H194ZM245 146V147H244ZM36 147V148H35ZM126 147H129V146H126ZM139 147V146H138ZM143 147V146H142ZM141 146L139 147V148H142ZM159 147V146H158ZM162 147H163V144H162ZM161 147V148H162ZM238 147V146H237ZM244 147V148H243ZM41 148V149H40ZM135 148V147H134ZM189 148H191V146L189 147ZM188 148V149H189ZM192 148V149H193ZM249 148V149H248ZM33 151H32V150ZM81 149V150H80ZM131 149V148H130ZM130 149H125L127 152H129V150ZM160 149V148H159ZM169 149H171V148H169ZM174 149H176L175 147H174ZM174 149H172V150H174ZM182 149V150H181ZM203 149H205V151L203 152V153H206V154H203L202 153V151H203ZM210 149V148H209ZM222 149V150H221ZM230 149V150H229ZM244 149V150H243ZM246 149V150H245ZM71 150V151H70ZM161 150H164V149H161ZM166 150H164L165 152H167ZM177 150V149H176ZM195 150V149H194ZM207 150V151H206ZM248 150H250V151H248ZM32 151V152H31ZM82 151V152H83ZM189 151H191L190 149H189ZM200 151V152H199ZM263 151V150H262ZM29 152V153H28ZM38 152V153H37ZM51 152H53V154L51 153ZM77 152V153H76ZM141 152V151H140ZM150 152V153H151ZM163 152V151H162ZM164 152V153H165ZM168 152H170V150L168 151ZM213 152V153H214ZM247 152H251L250 154H253V157H255V159L254 160H257L256 162L258 163L257 165L255 164L256 162H254V160H252L250 157V154H247ZM55 153V154H54ZM61 153V154H60ZM130 153V152H129ZM187 153V152H186ZM190 153V152H189ZM188 153V154H189ZM203 154L202 156H200V155H198V154ZM210 153V154H209ZM237 153V154H236ZM264 153V152H263ZM32 156H31V155ZM51 154L53 155V156H55L56 155V158H53L52 156H51ZM57 154H59L58 156H57ZM76 154V156H74V155ZM130 154H133L132 153V151H131V153ZM140 154V153H139ZM148 154V155H147ZM152 154V153H151ZM187 154V155H188ZM195 154V155H194ZM262 154V152L260 151V153H259V155L258 156H260ZM62 155L65 157V158H63L62 157ZM78 155H79V157H78ZM206 155H208V158H207V156ZM249 155V156H248ZM38 156L40 157V158H38ZM90 158H89V157ZM152 156H153V154H152ZM152 156H150L149 155V157H152ZM199 157L198 159H200V158H203V157H205L204 159V161L206 162V163H208V161L209 162H211V160L209 159V158H213L212 160L214 161L215 159V161L219 164V162L223 165H217V173H219L218 171H219V169L221 170L220 171V175H221V173L222 172H224L223 173V175H225L227 172V179H229L228 177L230 176V180H231V182H229L228 184H229V188H230V190L232 189V191L230 192V190H228L227 189V185L228 184H226L228 181H227V179H226V177H225V179H222L223 180V182H224V180L225 181H227L226 183H223V185H224V190H222V193H225L226 191H228V192H226L225 194H220V197H219V195H218V193L216 192V191H219V190H221V189H219V190H216L217 189V187H218V185L220 186L221 185V180L220 179H216V180H219L221 183H218V184H215L217 187H212V188H216L215 190V192H214V194H213V191H212V195L211 196H208V195H206V194H203V195H201L202 197H210V198H208V199H206V200H204V202L205 201H207V202H209L210 204H205V203H203V199H202V197L201 196H199V197H201L200 198V200H199V202L201 201L203 204H205V205H203L201 202H200V204H202V205H199V203L198 204H195V206L196 207H194L193 205H192V203H190V202H192V201H190V199L191 200H195L194 199V195H196L198 192H200L201 190L199 189L201 186L202 187H204V185H205V187L207 186V181H205V179H207V177L204 179V177L206 176V175H204V177L202 178V180H204L203 182H202V184H204V185H202L201 184V182L200 181H202V180H200L199 181V179L200 178H197V167L199 166V164H201L200 163V161H199V164L197 163L196 164V167H193V164H194V162H196L195 160H198L197 159V157ZM210 156H213V157H210ZM239 156V157H238ZM246 156L248 157V158H246ZM28 157V158H27ZM57 157H58V159H57ZM62 157V163H60V158ZM68 157H70V159H67ZM88 157V158H87ZM175 157H177L176 155H175ZM237 157H238V159H237ZM262 157H264V155H262ZM31 158V159H30ZM45 158H44V161H46L45 160ZM188 158H187V160H188ZM261 158V157H260ZM30 159V160H29ZM130 159H128V160H126V161H128V162H130L131 160ZM153 159V158H152ZM184 159H186V157L184 158ZM220 159V160H219ZM10 160H14L15 162L14 163H9V161ZM69 160V161H68ZM130 160V161H129ZM133 160V159H132ZM160 160V159H159ZM158 160V161H159ZM166 160V161H165ZM177 160V161H176ZM176 161V162H175ZM202 161V160H201ZM241 161V162H240ZM244 161V162H243ZM263 161V162H262ZM45 163L44 165H47V168L48 169H46V168H44L43 166V163ZM78 162H79V164H81V167L83 166L82 164H84V167H82V169L84 168V170L82 171V170H80V172H78L76 169L77 168H73L72 170H73V173H74V170H76L78 173H79V175H77L78 177L80 176V175H83L85 172V170H87V172H91L90 174L89 173H87L86 172V174H84V175H86V177H87V180L85 181L84 180V182H83V184L80 182V180H79V178H77L76 179V174H74L75 175V181H74V178H73V181H72V179H68V174L66 175L67 176V178H65V180L66 179H68L69 181H71V183L69 182V181H67L66 180V184H64V185H62V182H60L62 179V177L61 176H64L65 174H61L60 173V171H62L63 170V167H62V169L60 170V165H68V163L70 164L69 166H75V167H78V168H80V165L78 166ZM88 162V163H87ZM127 162V163H128ZM178 162L180 163V164H178ZM182 162V163H181ZM198 162V161H197ZM28 163V164H27ZM40 163V164H39ZM47 163H48V161H47ZM60 163V164H59ZM64 163V164H63ZM117 163H119V161L117 162ZM121 163V162H120ZM119 163V164H120ZM126 163V162H125ZM134 163V161L133 162H131V164H133ZM137 163V162H136ZM143 163V164H142ZM203 163V162H202ZM205 163V165H207ZM216 163V164H217ZM245 165H244V164ZM26 164V165H25ZM169 164H167V165H169ZM210 165L212 164L213 165V163L211 162V163H209ZM215 163H214V169H216L215 167V165H216ZM238 164V167H240V170L239 169H235V168H237L236 167V165ZM246 164H248L247 166H246ZM260 164H262V165H260ZM123 167H127V164L125 165L124 164V162H123V164H121ZM128 165H130V163L128 164ZM134 165V164H133ZM132 165V166H133ZM166 165V167L165 168H162V169H166V168H168V166ZM174 165V166H173ZM203 165V164H202ZM201 165V166H202ZM205 165H204V167H205ZM210 165H209V167H210ZM211 165V166H212ZM254 167H253V166ZM51 167L52 166V168H49V167ZM93 166V165H92ZM120 166V165H119ZM141 166H139L138 165V167H139V171H142L144 168H145V166L144 167H141ZM181 166V165H180ZM200 166V167H201ZM208 166V165H207ZM219 166H222L221 168L219 167ZM225 166V167H224ZM249 166H250V168H251V170H250V168H249ZM264 166V165H263ZM33 167V168H32ZM68 167V166H67ZM117 167H118V165H117ZM123 167L121 168V169H123ZM125 167V168H126ZM128 167H130V166H128ZM128 167H127V170H129L128 169ZM136 167V168H135ZM191 167H193L195 170H192L193 168H191ZM199 167V169H201ZM208 167V168H209ZM42 168H43V172H42ZM66 168V167H65ZM64 168V169H65ZM69 168V167H68ZM68 168L67 169H65V170H63L62 171V173H64L65 171H67L68 173H69V171H68ZM70 168H72V167H70ZM119 168V167H118ZM119 168V169H120ZM149 168H151V170H148ZM181 168V167H180ZM207 167H206V169L204 168V170H203V172L205 173V174H207V176H211L212 174H208V173H206L207 171L206 170H208L210 173H212L211 171H214V170H212L211 169V171L208 169ZM222 168H224V170L222 169ZM249 170H248V169ZM32 169H34V170H32ZM52 169H55V171H54V173H56V174H54L53 173V170H52V172H50ZM130 169H131V167H130ZM161 169V171H164V170H162ZM190 169H191V173L192 174H190L189 173V171H190ZM228 170L227 172H226V170ZM229 169H230V171H229ZM244 169H245V171H244ZM257 169V170H256ZM49 171V172H44V171ZM71 170V169H70ZM72 170H71V172H72ZM89 170V171H88ZM167 170H165V171H167ZM174 170V171H173ZM183 170H184V168H183ZM235 170H237L238 172L239 171H241V172H239V174H240V177L238 176V175H236L238 172L237 171H235ZM263 170V171H262ZM22 171H23V174H22ZM81 171H82V174H80L81 173ZM144 171V170H143ZM164 171V172H165ZM193 171H195V172H193ZM201 171H202V169H201ZM248 171H250V172H248ZM259 171H261V172H259ZM57 172H58V175H57ZM66 172V173H67ZM70 172V173H71ZM125 172H124V174H125ZM164 172L161 174V175H164ZM174 172V173H173ZM200 172V171H199ZM230 172V173H229ZM254 172H255V174H254ZM34 175H33V174ZM49 173V174H48ZM182 173H185V174H182ZM189 173V174H188ZM195 173H197V174H195ZM201 173V172H200ZM216 172H214V174L212 175L214 178H217L218 176H216V174H215ZM59 174H60V176H59ZM139 174V173H138ZM166 174H167V172H166ZM196 176V177H194V175ZM201 174H203V173H201ZM201 174H200V176H201ZM19 177H18V176ZM49 175H51V176H53L54 178H52V180H55L54 182H52V180L50 179V177H49ZM83 175V176H84ZM87 175H89V176H87ZM96 175V176H95ZM127 175H128V178H127ZM146 175V176H145ZM154 173L152 174V178H155L154 176ZM160 175V174H159ZM189 175H191V177L189 176ZM219 175V176H220ZM220 176V178L221 177H223L224 178V176ZM254 175H256V177L254 176ZM55 176H57V177H55ZM70 176V175H69ZM83 176H80L81 178H83ZM95 176V177H94ZM123 176V175H122ZM139 176L141 177V175L139 174ZM145 176V177H144ZM193 176V177H192ZM199 176V175H198ZM209 176V177H210ZM211 176V177H212ZM238 177V179H236L237 177ZM22 177H23V179H22ZM45 177H47L45 180H44V178ZM61 177V178H60ZM71 177H73V174H72V176H70L69 178H71ZM130 177V178H129ZM162 177V176H161ZM160 177V179H162ZM177 177V176H176ZM187 177V178H186ZM208 177V178H209ZM253 177H255V178H257V179H254ZM36 178V179H35ZM40 178V181H38V179ZM55 178H57V179H55ZM64 178V177H63ZM198 179V181L196 182V180L194 181V179ZM261 178H263V180H260ZM22 179V180H21ZM48 179V180H47ZM94 179H96V181L94 182L93 180ZM187 179L189 180L188 182H189V186L187 185ZM242 179V180H241ZM245 179V180H244ZM28 180V181H27ZM44 180V181H43ZM56 180H57V183H56ZM88 180H90V181H93V182H90V181H88ZM113 180V179H112ZM117 180V181H116ZM176 180V181H175ZM209 181H210V178L208 179ZM215 180V179H214ZM214 180L212 181V179H211V184H210V186H213L214 185ZM237 180H239V181H237ZM244 180V181H243ZM251 180H252V182H253V184H252V182H251ZM63 181V180H62ZM102 181V182H101ZM120 181V182H121ZM126 180H124V182H125ZM173 181L174 182H177L178 184H174V185H172L173 184ZM192 181H194V183L192 182ZM238 183H237V182ZM243 181V183H241ZM44 182H47V183H44ZM79 182H80V184H79ZM101 182V183H100ZM104 182H105V184H104ZM165 182H169V186H168V183H167V185H165L164 183ZM183 182V183H182ZM186 182V183H185ZM200 182V183H199ZM216 182H218V181H216ZM215 182V183H216ZM258 182V183H257ZM44 183V184H43ZM54 183H56L55 185H54ZM64 183V182H63ZM73 183L75 184V185H77V187L76 186H73ZM197 183H199V185H198V189L200 190V191H198L196 194L194 193L195 191H197V188L195 187L196 186V184ZM232 183V184H231ZM37 184V185H36ZM40 184V185H39ZM60 184H61V186H60ZM68 184V185H67ZM81 184H82V186H81ZM101 186H100V185ZM131 184H130V186H131ZM137 184V185H138ZM192 184V185H191ZM195 186H194V185ZM208 184H209V182H208ZM230 184H231V186L232 187H230ZM251 184H252V186H251ZM258 184V185H257ZM263 187L262 189H260L259 190V187H258V189H257V187H254V185H256V186H260V185ZM263 184H264V181H263ZM44 185H46V186H44ZM48 185H49V187H48ZM57 185V186H56ZM65 185L66 186H68V187H65ZM80 185V186H79ZM93 187H92V186ZM151 185V184H150ZM149 185V187H151ZM236 185H241L240 186V188H239V186H236ZM243 185V186H242ZM35 186V187H34ZM54 186V187H53ZM69 186H71V191H73V192H71L70 190H69V192L67 191L68 189L67 188H69ZM98 186V187H97ZM102 186H103V188H102ZM142 186H144V184L142 185ZM155 186V187H156ZM161 185L159 186L160 188L162 187ZM181 186V187H180ZM195 187L196 188V190H193L191 187ZM209 186V187H210ZM249 186H251L250 187V189L248 188ZM261 186H260V188H261ZM39 188V189H37V188ZM92 187V188H91ZM97 187V188H96ZM99 187H101L100 189H99ZM114 187H115V189H114ZM148 187V186H147ZM148 187V189H149V192H151V190H157L158 191V189L157 188H159V187H156V189H152L151 188V190H150V188ZM178 187H180L181 188V191L183 190V189H185V188H187V190L185 191L187 194H188V192L190 191V189H192L193 191H192V194L190 193L189 195H186L187 197L186 198H189L188 196H190V195H192V197L193 198H189V200L188 199H185L184 198V201L186 200H188L189 201V204H191L190 206H193V211L196 213V211H195V209L196 208H198L199 206H201V209L203 210V213L201 214L200 213V215H202V216H205V214L204 213H206V210H207V208L208 207H210V205H211V200H209V199H211L212 198V196L213 195H215V194H217V196L219 197V199L220 198H222L224 201H220V200H222V199H220L219 201H217L216 200V202L215 203H217V206L218 207H220L221 206V208H220V210H218V211H214L213 210V208L215 207L214 206V204H213V208H212V210L214 211H211V210H208V214H209V211H211V213H216V214H214V215H212L211 216V213L208 215L209 216V218L207 217V215H206V217H203L204 219H203V222H201L202 220H195V223L193 224L192 223V221H194L193 219L194 218H192V221H191V223L193 224H191L190 222V225H192V226H196L197 224H199V223H197L198 221H200V224L199 225H197L198 227H195V229H193V227L192 228H190V230L192 229V230H194V231H191V232H189L190 230L188 229V223L186 224V228H185V230L187 229L188 231L186 232V233H184L185 232V230L183 229V230H181L182 229V227L180 226V225H182L183 226V223H182V221H181V223L182 224H176V223H178V221H177V219L179 220V216L180 215H182L181 214V212H180V210L178 209V210H176L177 208H178V205L181 203H184L182 200L183 199H180V197L182 198L183 197V195H184V191H182L183 192V195L182 196H179V194H177V193H179V192H181L180 191V188L178 189ZM190 187V188H189ZM204 187V188H205ZM221 187V186H220ZM237 187H238V189H237ZM241 187H242V190L240 191V189H241ZM41 188V189H40ZM96 188V189H95ZM105 188H109V191L108 192H106L105 191ZM134 188H135V186H134ZM159 188V189H160ZM173 188H175L176 189V191H174V193H172L173 192ZM204 188H202V189H204ZM254 188H256V191H255V189ZM38 191H37V190ZM47 189V190H46ZM49 189V190H48ZM75 189V190H74ZM92 189L93 190H95V191H93L92 192ZM97 189H98V193H101V192H103L104 193V196H103V202H99V200L101 201L102 199H100L102 196H100L99 198H98V196H97ZM102 189V190H101ZM147 189V190H148ZM174 189V190H175ZM209 189V188H208ZM225 189H227V190H225ZM246 189H249V191H246ZM100 190V191H99ZM119 191L120 193H118L119 194V196H118V194L117 193H115V191ZM211 189H209V191L208 192H211L210 191ZM257 190H259V191H257ZM45 191H46V194H45ZM47 191H49L48 193H50L49 195V197H51V198H53V200L51 199V198H49V197H47L48 195H47ZM67 191V192H66ZM84 191H85V196H82L83 195V193H84ZM117 191V192H118ZM124 191V190H123ZM126 191V190H125ZM155 191H154V193H155ZM156 191V192H157ZM203 191H205V190H202L201 192H203ZM207 191V190H206ZM205 191V192H206ZM223 191H225V192H223ZM37 192V193H36ZM71 192V193H70ZM88 192H90V193H88ZM112 192H114V194L112 193ZM148 192V193H149ZM168 192H169V194H168ZM200 192V193H201ZM204 192V193H205ZM237 192H239L238 194L239 195H237ZM257 194H256V193ZM64 193H66L65 195L67 196H63V197H61ZM67 193H70L69 195H67ZM89 194L90 196H91V200L90 199H87V198H89L86 194ZM108 193V194H107ZM111 193V194H110ZM126 193V194H127ZM162 193V194H161ZM165 193L167 194V196H166V198H165V196H163V194L165 195ZM228 193V194H227ZM231 193V194H230ZM247 193H249V195L247 194ZM255 193V194H254ZM36 194V195H35ZM56 194V195H55ZM126 194L124 193V195L126 196ZM160 194V195H159ZM171 194H177V195H173L172 197V199H174V196H176L177 198H178V200H177V202L178 203H173L174 204V207H172L170 210H168L167 208H163V211L161 212V208H157V209H159L160 210V212H157V210L156 211H153V212H155V214L152 216V218L154 219V220H152V218H151V220L153 221H151V227H149V226H147V224L146 225H144V227L146 226V228L147 227H149L148 228V231H146V232H149L150 233V228H152V225L154 224V222H156V220H158L159 218H158V214L159 215H161V213H163L162 215H161V219H159V221H161L162 220V216H163V218L165 219V218H168L169 217V215L171 216L169 219H166V220H168L169 221V224L167 223V222H164V224H163V220L160 222V224H159V226H158V222L159 221H157V225H155V226H157V229L160 227V229H158V231L156 232V233H158V232H161V229H162V227L161 226H163V228H165V227H169L168 229H166L165 228V230L166 231H168V233L165 231V233H167V235H165L166 237H169L170 236V238L169 239H167V238H165L164 237V234H159L158 233V235H160V236H157V234L155 235L154 234V229H156V227L155 228H153V232L151 231V234H154L157 238L159 237V240L157 239V238H154L153 237V235H151V234H149V233H146L144 230H147L146 228L144 229V227H143V225H140V223H139V218H141V217H143L144 215L143 214H145L144 212H146L147 214L149 213V212H152V208H153V206H155L156 204H160V202H157L156 203V201H161L162 199L165 201H167L168 199L170 200V198L169 197H171ZM182 194V193H181ZM47 195V196H46ZM76 195H77V197H78V200H77V197H76ZM112 195H113V197H112ZM130 195V196H129ZM152 195H154L153 194V192H152ZM199 195V194H198ZM197 195V196H198ZM206 195V196H205ZM221 195H227V196H225L226 198H223V197H221ZM254 195H256V196H259V197H261V198H259V200L260 199H262V200H260V201H258V202H261V205L257 202V200H256V198L257 197H255ZM124 196V197H125ZM216 195L215 196H213L215 199H217L216 197H217ZM240 196H241V202H239L240 201ZM255 197L254 198V201L255 202H257L258 204H256V203H254L253 202V200L251 199L252 197ZM45 197V198H44ZM62 198V200H60L61 198ZM81 197V198H80ZM83 197V198H82ZM162 197V198H161ZM175 197V198H176ZM191 197V196H190ZM199 197H198V199H199ZM249 197H251L250 198V201L252 202H250V201H248L249 200ZM63 198H66V199H63ZM75 198H76V200H75ZM112 198V199H111ZM127 198V197H126ZM153 198V199H152ZM46 199V200H45ZM52 201H50V200ZM110 199V200H109ZM117 199V200H116ZM146 199H144L143 198V200H146ZM158 199V200H157ZM179 199H180V203H179ZM215 199H214V201H215ZM248 199V200H247ZM97 200V201H96ZM109 200V201H108ZM116 201V202H118V203H116V202H114L113 203V206L111 207V205H112V202L113 201ZM128 200V199H127ZM126 200V201H127ZM142 200V201H143ZM152 200V201H151ZM154 200V201H153ZM162 200V201H163ZM213 200V199H212ZM237 200V201H236ZM88 201L90 202L91 201V203H93V205H91L90 203L88 204ZM165 201V202H166ZM175 202V200H172V202ZM214 201H213V203H214ZM232 201L234 202L233 203V205H232ZM49 202V203H48ZM54 202V203H53ZM104 202H105V204L107 205V204H110V205H107V206H109V208L111 209V213L112 212H114V213H112L113 214V217H111L112 216V214H110V209H107L108 210V212L105 210L107 207H106V205H105V207H104ZM131 202V203H132ZM165 202H162V204H163V207L165 206ZM169 202V201H168ZM171 202V203H172ZM218 202L220 203V205L218 204ZM248 202H250V203H248ZM71 203V204H70ZM97 203V204H96ZM98 203H100V205L98 204ZM127 203V202H126ZM143 203H146V202H144L143 201ZM156 203V204H155ZM170 203V204H171ZM222 203H223V205H222ZM227 203H229L228 204V206L226 205ZM239 203V204H238ZM247 203L248 204H250L251 206H250V209L248 208V210H247V207H246V205H247ZM47 204V206H45ZM51 204V205H50ZM54 205V207H53V205ZM58 206V205H60V207L58 208V207H56V205ZM78 204H80V205H78ZM85 204H86V206H85ZM118 204V205H117ZM158 204V205H159ZM186 204V203H185ZM238 204V205H237ZM256 204V206L254 207V205ZM72 207H71V206ZM78 205V206H77ZM101 207L102 205V209L99 207V206ZM127 205V204H126ZM129 205H131V204H129ZM172 205V204H171ZM184 205V204H183ZM206 205H208V206H206ZM216 205V204H215ZM44 206V207H43ZM66 206V207H65ZM77 206V207H76ZM87 206H89L88 208L89 209H87ZM121 206V205H120ZM145 206V205H144ZM160 206L162 207V205L160 204ZM180 206V205H179ZM203 206V207H202ZM204 206H206L207 208H205ZM215 207V209H218V207ZM225 206H226V208H225ZM247 206H249V205H247ZM63 207H65V211L66 212H68V214H66V213H64L63 212ZM76 207V209L78 208V212L80 213V214H78V212H76L77 210L76 209H73V208H75ZM83 207V208H82ZM113 207H115L114 209H113ZM119 207V208H118ZM124 207V206H123ZM132 207H134V209L132 208ZM165 207H167V206H165ZM170 206H169V204H168V208H169ZM180 207H182V205L180 206ZM184 208H186V207H188V208H186L187 210H189V206H186L185 207V205L183 206ZM239 207H240V209H239ZM253 209H252V208ZM47 208V209H46ZM52 208H53V210H56V211H53L52 210ZM125 208V207H124ZM129 207L127 206V209H128ZM145 209L144 210V212H143V209ZM184 208L182 209L181 208V210H184ZM238 208V209H237ZM77 213H75L73 210ZM82 209H84V212H85V214H87L90 218L88 219V217H86L85 215H83L82 216V212H81V210ZM85 209H86V211H85ZM113 209V210H112ZM120 209V210H119ZM133 209V210H132ZM168 210V212L166 211L165 212V210ZM185 209V210H186ZM199 210V208L197 209V211L199 210L200 212H202V210ZM210 209H211V207H210ZM229 210V212L227 213V211ZM240 211V212H237L238 213V215H240L239 216V219L244 223V227H246L247 225H249V226H247L246 228H245V230L247 229V231H244V229H243V223L241 222V221H239L240 223L238 224V226H237V220L236 219H234V218H237L238 216L236 215V212L235 211ZM58 210H60V214H64L63 216H62V219L64 218V217H66V218H68V220L66 219V218H64L65 220H63L62 221V219L60 218L61 216H59V224H62V226H59V224H58V229H59V227H60V231H58L57 230V228H56V230L54 229L55 228V224L54 223H56V221L57 220H55L56 219V217H53L54 215H52V213L53 214H58L59 213V211ZM62 210V211H61ZM87 210H89V212H87ZM126 210V209H125ZM158 210V211H159ZM172 210V214H170L169 212ZM178 211V212H176V211ZM259 209H256L255 208V210H253V215H256V216H258L261 212H263V211H260ZM48 211V212H47ZM51 211H52V213H51ZM83 211V210H82ZM123 211V212H122ZM142 211V212H141ZM175 211V212H174ZM190 211H191V208H190ZM55 212V213H54ZM71 212V213H70ZM107 212V214H105V213ZM119 212V213H118ZM139 212H141V213H143L142 215H139ZM180 212V213H179ZM185 212V211H184ZM184 212H182V213H184ZM189 212V211H188ZM192 212V211H191ZM191 212H189V214L191 213ZM234 212H235V216H233V214H234ZM247 212V213H246ZM49 213V214H48ZM96 213H97V215H99L101 218H102V221H101V219L99 220V216L97 217L96 216ZM158 213V214H157ZM174 213V214H173ZM226 213V215L227 216H225V218H224V214ZM245 213V214H244ZM256 213V214H255ZM51 214V216H49ZM59 214V215H60ZM109 214L111 215L110 217L111 218H113L114 220H110V217H109ZM126 214V215H125ZM157 214V215H156ZM175 214H177V219L174 217V215ZM179 214V215H178ZM198 214H199V212H198ZM197 214V215H198ZM123 215H124V219L122 218L123 217ZM146 215V214H145ZM166 215H168V216H166ZM191 216H193V212L190 214ZM196 215V214H195ZM194 215V216H195ZM196 215V216H197ZM199 215V216H200ZM223 215V216H222ZM244 215V216H243ZM71 216V217H70ZM73 216V217H72ZM80 216H82L81 218H80ZM85 216V217H84ZM155 216V217H154ZM184 216H187V214H183L182 215V219H189V216L188 217H184ZM193 216V217H194ZM201 216V217H202ZM221 216V217H220ZM83 217L86 219L85 221H83L82 219H83ZM184 217V218H183ZM244 218L245 217V219H250V221H253L251 224L249 223L250 221H248V222H246V220L244 221V219H241V218ZM248 217V218H247ZM58 218V217H57ZM120 218H122V220H120ZM158 218V219H157ZM174 218H175V220H174ZM196 218V217H195ZM223 218V219H222ZM227 218V219H226ZM230 218H233V219H230ZM69 219H70V221H69ZM74 219V220H73ZM79 219V220H78ZM81 219V220H80ZM132 219V220H131ZM156 219V220H155ZM190 219H191V217H190ZM189 219V220H190ZM202 219V218H201ZM216 219V220H215ZM221 221H220V220ZM227 221H226V220ZM238 219V218H237ZM248 219V220H249ZM62 221V223H61V221ZM91 220H93V222L91 221ZM127 220H128V222H127ZM132 221V222H134V223H131L130 221ZM165 220V221H166ZM186 220H185V222H184V227H185V223H186ZM189 220H187V222L189 221ZM220 222H219V221ZM233 220V221H232ZM55 221V222H54ZM68 221H69V223L72 225V228H69L70 226H69V223H68ZM81 223H80V222ZM116 222V223H118L119 225H121V226H123L122 228L123 229H117L118 228V226H117V228H115L114 226H116L114 223H112V222ZM197 221V222H196ZM213 221V222H212ZM215 221V222H214ZM217 221V222H216ZM223 221V222H222ZM225 221V222H224ZM232 221V223H230L229 224V222H231ZM54 222V223H53ZM84 222L86 223L85 225H84ZM95 223V224H97V225H93L92 223ZM137 222H138V224L140 225L139 227L140 228H138L137 227V229L135 228H133V230H131L132 229V225L130 226L129 224H133V227H134V225L136 226V224H137ZM210 222H212V225L210 224ZM237 222V223H236ZM79 224V227H78V224ZM100 223H102L101 225L102 226H104V228H106V231L104 230V228L102 227V226H100ZM124 223V224H123ZM126 223H129L128 225L126 224ZM209 223V224H208ZM216 223H218V225L216 224ZM57 224V223H56ZM77 224V225H76ZM82 224V225H81ZM112 224H113V226H112ZM123 224V225H122ZM149 224H150V221H149ZM148 224V225H149ZM217 226H216V225ZM242 224V225H241ZM255 224V225H254ZM85 226V228H84V226ZM177 225V226H176ZM207 225V226H206ZM209 225V226H208ZM234 225H236V226H234ZM67 226H69V227H67ZM88 228H90V229H93V228H96V229H94L93 231H94V234H95V231H97L98 230V233H100V230L102 231V233L104 234V233H106V234H108V235H110V236H108V237H111L112 235H113V237H111V239H109L110 241L112 240L113 241V238H114V236L116 237V234L120 237V236H122V238L123 239H125L126 237H128V238H126L127 240H123L121 237L119 238V237H117L116 239L114 238V242H116V243H113L112 241V243L113 244H111L112 246H114L113 248H112V246H108V248H106V250H108V249H110V250H108L107 252L108 253H110L111 254V252L113 253L112 255H110V254H108V257L109 258H107L106 257V255H107V252H106V254H104L103 256L101 255V254H103V253H105V252H103L102 253V251H104L105 250V248H104V250H101V246L99 245V243H97V242H99L100 240V238H98L97 236V238H98V240H97V242H95V240L93 239H90V238H93L92 236L90 237V235H92V234H90L89 235V233H87V232H90V233H93V231L92 230H90V229H88ZM97 226V227H96ZM174 226H176V228H174ZM181 228L180 230L182 231H178L177 232V229L179 230V227ZM202 226H203V230L201 229L202 228ZM206 226V227H205ZM51 227V228H50ZM178 227V228H177ZM191 227V226H190ZM225 227V228H224ZM233 228L231 231H233V232H229L228 231V228ZM237 229H236V228ZM257 227V228H256ZM63 228V236L61 235V236H59V234H60V232H61V229ZM68 228V229H67ZM77 228H79V229H77ZM84 228L85 229V232L84 231H82V229ZM173 228L175 229V231L173 230ZM212 228H214V229H212ZM225 230H224V229ZM83 229V230H84ZM103 229V230H102ZM108 229V230H107ZM141 229V230H140ZM144 229V230H143ZM156 229V230H157ZM200 229H201V231H200ZM210 229H212V230H210ZM240 229V230H239ZM249 229V230H248ZM252 229V230H251ZM255 229V230H254ZM72 230H75V231H73L74 233H75V235L77 234L76 232V230H79V231H82V233H81V237L83 238V239H85L86 237V239H88L90 242H88V240H87V242H86V240H85V244L82 242L83 241V239L81 238V242L79 241H77L76 239H77V237L75 238V237H73V234L71 235V237H73V238H75L74 240L73 239H71V237H69L70 236V234H71V232H72ZM88 230H90V231H88ZM128 230H129V232H128ZM143 230V231H142ZM155 230V231H156ZM207 230H209V231H207ZM216 230H217V233H216ZM221 230H224V231H221ZM242 230H243V232H245V233H243L242 234ZM254 230V231H253ZM58 231V232H57ZM70 231V232H69ZM78 231V233L80 234V232ZM112 231H113V234L111 235V233H112ZM163 231L164 230H162V232L161 233H163ZM173 231H174V233H176V234H171V233H173ZM199 231V232H198ZM226 231V235H224V232ZM240 231H241V234H240ZM65 232H68V234L66 235L65 234ZM72 232V233H73ZM111 232V233H110ZM115 232V233H114ZM124 232H126V233H124ZM132 232H135L134 233V235H136V233H137V235L136 236H133L132 234ZM141 232V233H140ZM211 232H213L212 233V237L214 238V237H216V235H217V237L215 238V239H211L212 237H211V234L210 233ZM214 232L216 233V235L215 236H213L214 235ZM253 232V233H252ZM87 233V234H86ZM98 233H96L97 235H98ZM102 233H100V236L102 235ZM144 234L145 236H146V238H142V237H140L141 235L140 234ZM222 233V234H221ZM229 233H232L231 235H229ZM258 234V236H256L257 234ZM79 234H78V236H79ZM84 234H86L85 236H84ZM105 234V235H106ZM143 234H142V236H143ZM182 234V235H181ZM233 234H236V235H233ZM89 235V236H88ZM179 235V236H178ZM183 235H185V236H183ZM191 235H192V238H191ZM198 235V236H197ZM203 235L207 238V239H209L210 237V239H211V241L212 240H214V242H211L210 241V239L209 240H207L206 238L204 239L203 238ZM208 235V236H207ZM244 235H246L245 237H244ZM126 236V237H125ZM145 236H143V237H145ZM164 237V239L166 240H169V241H165L164 239H162V238H160V237ZM171 236L173 237V238H171ZM195 236V237H194ZM199 238L198 240L196 239L197 237ZM201 236V237H200ZM222 236H223V238L224 239H222ZM236 236V237H235ZM62 237H64V238H62ZM90 237V238H89ZM134 237H136V239H135V241H137L138 239H139V237H140V240H138L137 242H133L134 241ZM176 237H179L178 238V240H176L175 238ZM182 237H184V238H182ZM186 237V238H185ZM190 238L189 240H188V238ZM229 237V238H228ZM231 237V238H230ZM78 238H80V237H78ZM95 238V237H94ZM107 237H104V240L106 239ZM182 238V240H179V239H181ZM202 238H203V240H202ZM218 238V239H217ZM62 239H64V240H66V243H64V244H67V240H69L68 241V244L67 245H64L63 243H61V240ZM101 239L103 240V238L101 237ZM120 239H122V240H120ZM155 239V240H154ZM156 239H157V241H156ZM160 239H162V241H164L165 242V244H166V242H167V244H166V246L163 244L164 242H162ZM170 239L172 240V241H170ZM192 239V240H191ZM218 241H217V240ZM222 239V240H221ZM229 239V240H228ZM234 239V240H233ZM258 239V240H257ZM107 240V239H106ZM116 240V241H115ZM151 240H152V242L153 243H151ZM186 240V241H185ZM190 240H191V242H190ZM195 240H196V242H195ZM200 240H201V242H204V240H206L205 242H207V243H205V245L207 244V247L208 246H210V249H208L206 246L205 247H203V248H207V250H208V252L207 251H205V250H202V248H201V246L203 245L204 246V244L203 243H201L202 245H200L199 244V242H200ZM237 240V241H236ZM60 241V242H59ZM108 241V240H107ZM156 243H155V242ZM160 241V242H159ZM209 241L212 243V245L210 244V245H208V243H209ZM219 241H222L221 243L219 242ZM235 241V242H234ZM250 241H249V243H250ZM65 242V241H64ZM94 242V243H93ZM104 243H105V241H103ZM121 242H123L122 244H120ZM145 242H150L151 243V245H154L155 244V246L154 247H156V244L157 243H162L163 244V246H165V247H162V246H159V244H157L158 246V249H160V250H157V248H154L153 246H151L150 244V248L148 249V250H150V251H148V250H146V251H148V254H146L147 252L146 251H144L145 249H147V247H145V246H143V244L145 245ZM169 242H171V243H169ZM175 242H176V244H175ZM186 242V243H185ZM189 244H188V243ZM194 242H195V244L197 243V245H198V247H200L201 248V252H200V255H199V253H198V249H200V248H195L194 249V247H197V245L196 246H194L195 244H194ZM228 242V243H227ZM235 243V244H237V247H236V245L234 246V245H232L233 243ZM255 242H258L257 244H255ZM59 243V244H58ZM70 243H73V244H70ZM78 243H79V245H80V243H83L84 245H80V247L81 246H85L86 245V247L84 248V247H82L81 248V250L84 248V249H86V250H82L81 252L84 254L83 255V257L84 258H82V259H79L81 256H79L80 254H81V252H77L76 251V249L74 250L75 252L73 253V251H72V253H73V255L72 256H74L75 255V253H76V255L74 256V257H72L71 256V250H70V245H71V249H74L75 248V245H77L78 246ZM89 243H91V244H89ZM98 244V245H95V244ZM102 243V241L100 242V244ZM131 243H133V245H135V243H137L135 246H133ZM220 243V244H219ZM226 243V244H225ZM52 244H55V245H53L54 247H59V249H58V251H60V252H57V253H59L60 254V261H58V258H56V257H58L57 256V254H55V253H53V252H56V250H57V248H55L56 250L54 251V250H52V249H54V247H52V246H50V245H52ZM93 244H94V246H99V248H98V250L100 249V251L101 252H99L98 250H97V247H94L93 246ZM108 244H110V242L108 241ZM115 244V245H114ZM182 244V246H183V250L180 252V254L178 253V250H179V247H180V245ZM215 244L216 245H219L218 247L217 246H215ZM60 245V246H59ZM74 246V248H72L73 246ZM89 245H90V248H89ZM91 245L93 246V250L91 251V249H92V247H91ZM131 245L133 246V247H131ZM140 245H142V247H140ZM161 245V244H160ZM221 245H223V246H225L226 248L224 249L223 248V246L221 247ZM232 245V246H231ZM238 245H240V247H238ZM242 245V246H241ZM257 245V246H256ZM260 245V246H259ZM68 246H69V248H68ZM103 246H104V244H103ZM178 246V247H177ZM212 246V247H211ZM50 247H52V249H50ZM79 247V246H78ZM80 247L79 248H77V250L78 249H80ZM105 247H107V246H105ZM128 247V248H127ZM140 247V249H138ZM143 247H144V250H143ZM215 247V248H214ZM223 248L224 249V252H223V254L222 253H220V252H222L223 250L221 249V248ZM258 247V248H257ZM114 248H116V249H114ZM126 248V249H125ZM154 248V249H153ZM194 250H193V249ZM213 248L214 249H216L215 251H217L216 253H217V255H216V253L214 252V250H213ZM247 248H250V249H247ZM252 248V249H251ZM103 249V248H102ZM111 249H113L112 251H111ZM123 249H125V250H123ZM127 249L129 250V251H127ZM219 249H221V250H219ZM237 251V249H238V255L236 254V251ZM247 249V250H246ZM52 250V251H51ZM94 250H97V251H94ZM116 250V251H115ZM135 250H137L138 252L137 253H135ZM192 250L193 251H196L195 252V254L196 255H199V256H197L198 258V260H196V258H195V256H193L194 255V252H192ZM256 252H255V251ZM79 251V250H78ZM94 251V252H93ZM111 251V252H110ZM122 251H120L121 253H122ZM130 251H131V253H133L132 255L130 254ZM175 251V252H174ZM180 251V250H179ZM189 251H191V254H190V252ZM205 253H204V252ZM209 251H211L212 253H209ZM233 251V252H232ZM95 252H97L98 253V255H95ZM123 252V253H124ZM173 252V253H172ZM242 252V253H243ZM262 252H263V250H262ZM78 253V254H77ZM88 254L89 253V255L87 256V257H85L86 256V254ZM135 253V254H134ZM154 253V254H153ZM177 253V254H176ZM192 253H193V255H192ZM204 253V254H203ZM225 253H227V254H225ZM235 253V254H234ZM99 254L101 255L99 258H98V256H99ZM153 255V257L151 258V256ZM179 254V255H178ZM187 254H190V259H189V261L187 260L188 258V256H187ZM212 256H215V257H212ZM222 254V255H221ZM225 254V255H224ZM232 254V255H231ZM234 254V255H233ZM257 254V255H256ZM82 255V254H81ZM92 255H94V256H92ZM135 255V256H134ZM163 255V256H164ZM173 255V256H172ZM176 255V260H175V258L173 259V257ZM192 255V256H191ZM224 255V256H223ZM56 256V257H55ZM79 256V257H78ZM98 258H96V257ZM111 256V257H110ZM122 256V257H121ZM132 256H134V257H132ZM179 256V257H178ZM220 256V257H219ZM223 256V257H222ZM227 256V257H226ZM231 256V257H230ZM232 256H237V258L236 257H233V259H232ZM50 257H53L52 259L50 258ZM69 257H71V258H69ZM88 257H89V259H88ZM95 257V258H94ZM106 257V258H105ZM123 257H124V259H123ZM158 257V256H157ZM214 258V259H212V258ZM216 257H218V258H216ZM221 257H222V260H221ZM258 257V258H257ZM48 258L50 259L49 261H48ZM69 258V259H68ZM76 258H78V259H76ZM86 258H87V260H86ZM101 258V259H100ZM121 258L123 259V261L121 260ZM130 258H132V259H130ZM137 258V257H136ZM156 258V257H155ZM155 258H153V259H155ZM172 258V259H171ZM185 258V259H184ZM235 258V259H234ZM254 258V259H253ZM44 259H46V261H42V260H44ZM70 259H74V260H70ZM95 259V260H94ZM97 259V260H96ZM105 259V260H104ZM113 259V260H112ZM116 259V260H117ZM138 259V260H139ZM147 259H150V260H147ZM184 259V260H183ZM210 259H212V262L213 263H211V260ZM229 259H232L233 260V262L230 260L229 261ZM3 260V261H2ZM86 260V261H85ZM92 260H94V261H92ZM99 260H100V262H99ZM107 260H109L108 262H107ZM110 260H112V261H110ZM156 260V261H157ZM175 260V261H174ZM219 260H221V261H219ZM258 260V261H257ZM78 261V262H77ZM81 263H80V262ZM106 261V262H105ZM126 261H127V263H126ZM141 261V260H140ZM150 261H153V263L152 262H150ZM174 261V262H173ZM199 261V262H198ZM208 261V262H207ZM255 261V262H254ZM47 262V263H46ZM95 262V263H94ZM120 262L118 263L117 262V264H120ZM135 262V263H134ZM157 262H159V261H157ZM207 262V263H206ZM242 262V263H243ZM252 262H250V264L252 263ZM258 262V263H257ZM51 263V262H50ZM139 263V261L137 262V264ZM142 263V261L140 262V264ZM143 263H145L144 261H143ZM142 263V264H143ZM185 263V264H186ZM245 263H243V264H245ZM55 264V263H54ZM157 264V263H156ZM234 264H238V262H236V263H234Z\"/></svg>",
	"mask_w": 264,
	"mask_h": 264
},
{
	"label": "bare ground",
	"instance_id": "bare-ground-1",
	"mask_svg": "<svg viewBox=\"0 0 264 264\" xmlns=\"http://www.w3.org/2000/svg\"><path fill=\"white\" fill-rule=\"evenodd\" d=\"M30 1V0H29ZM28 1V2H29ZM39 1V0H38ZM56 1L57 0H45V2L42 0L41 1V3L42 4H40V1H39V3H37V1L35 2L34 1V8H36V6L35 5H37V6H39L38 4H40V7L39 8H44V12L42 11V9H40L39 11H40V14H41V11L43 12L42 14L43 15H40L39 17H41V19H43V21L42 20H37V21H39V22H37L38 23V25H40L39 23L40 22H43V24H44V28H43V24H42V27L41 26H39V27H41V29L43 28V34L42 35H44L43 37L42 36H40L39 38H44V37H46L47 39L45 40L46 42H44V44L45 43H48L49 41H50V44L49 45H51V46H45V48H48V47H50L49 49H47L50 53H48L45 49H44V52L42 51V49L44 48L43 46H42V44H43V42L41 43V47H43V48H41L39 45V47L38 46H34V48H31V49H33V51H35L34 49L36 48V54H41V53H45V54H43L42 55V57H40V55H39V57L42 59V61L44 62V65H42L43 64V62H40V64L43 66V68H44V66H45V68L44 69H42L44 72V75L42 74V76H43V78L44 79H42V77H40L41 76V74L40 73H38V74H40V75H38L41 79H42V81H43V85L42 84H38V83H36V84H38V87H39V85H40V87L42 86L43 88L41 89L40 87L39 88H37L36 87V85H34L33 87H35L36 89H34V90H38V93H40L39 91L41 90V91H44V94H45V100H46V102H44L45 100H44V98H43V102H44V106H45V114L47 115V117L49 118V120L51 121V122H49V121H47L46 120V127H47V125L49 126V130H50V132L48 133L49 134V136H48V139H49V144H50V148L47 146V145H45L44 147L46 148V146L48 147V149L46 148H44L46 151H48V153H49V151L50 150H55V153H57V152H60V150L63 152L62 154H64L65 153V151L68 153L69 151H68V149H70V147H71V150H73L74 148H82V150L80 151L81 153H80V158H82L83 160L85 159L86 160V156H87V152L85 151H83V149H88L89 151H88V153H91V156L90 157H92V155H93V159L91 158V162L90 163H92V165H90V167H91V169H92V167H93V170H92V172H94V173H98V171L99 172H101V173H98V175H97V177H99V178H102V180L105 178V182L106 183H110V181L111 182H113V185L111 184V186H112V188H113V186H115V185H117V186H115V187H118V184L120 185V183H122V181H123V184H121V186H123L122 188H120L121 186H119L118 188H119V191L121 192V197L119 198L118 197V202L120 201V199L122 198L125 202H124V204L122 205V204H120V205H118L119 203L118 202H116V201H113L112 202V205H111V207L113 206V203L114 202H116V203H118L117 205L121 208V210H123V211H125V213L127 214V216H129V214L128 213H130L129 211V209L131 208L130 206H132L134 203V201H133V199H134V197H133V199H132V197L130 196L132 193H133V191H135V190H132V188L131 187H133V189H136V187H138L139 189L138 190H140V188L142 187V188H145V186H146V191H148L149 192V189H148V187H149V185L151 186V187H149L150 188V190H151V188L152 189H156V187H159L160 185L162 186V184H160V185H158V186H156L157 184H158V182L159 181H161V183L162 182H164V181H166V180H164V178L166 177L167 178V176H168V170H169V167H171L172 165H170L169 164V161L171 160V158H172V156H173V154H175L177 157H175V155L173 156V158H172V161H171V164H173V160L176 158V159H178V156L179 155H182V153L184 152V150H182V151H180L181 152V154L179 153V155H177L178 154V152H179V150L180 149H178V147H179V142H180V144H181V138L179 139V140H177L178 138H179V136L181 137L182 135H180V134H177V132H178V130H179V128L177 129V126L179 125H177L176 123H178L179 122V119H180V117H181V114H185V115H182V118L184 119V121H183V119L181 118V120L183 121V125L182 126H185L186 127V125L188 126V124L186 123V121H187V117H185L186 115L188 116L190 113V109L188 108V106H190V105H187L188 103H187V95L189 94V96L191 95H193V93L195 92L193 89H197V88H199L198 86H197V84L195 85V84H193L194 85V88L192 89L191 87H192V85H189V88H191L194 92L192 93V91H191V89H190V92L192 93V94H190V92L186 95V98H184V96H183V94H184V90H182V92L180 91V89L179 88H182L183 89V86H184V83H186V78L188 77V74H191L190 76L192 77V72H190L189 70H188V68L186 67V66H188V65H190V67H189V69H191V68H201V66H203L204 65V68L205 67H207V69H209V70H207V71H212V69H211V63H210V57L212 56V54H213V52H214V49H217V52H221V50L220 49H222L221 48V46H219L220 44H222L221 43V40H225L226 41V38L225 39H220V37L222 36V38H224L223 36L225 35V33H223V32H226V30L228 29L227 28V26H228V23H227V21H229V19L227 20V18L229 17V13L227 12L228 11V8H225L224 10V12H223V10H222V8H224L225 6H222V2L224 1V0H60V9H62L63 8V6H67V7H69V6H71V7H73V6H75V7H73V9H74V12L73 11H70L69 9L71 8V7H69V8H63V9H65V13H64V15L63 14H60L61 15V17H59L60 19H58V20H60V23H59V25H60V29H58L57 30V28H55V26L56 25H53V23H55L56 24V21L54 22V20L56 19L57 20V18H58V16H56V18L55 19H53L52 18V16H51V13H54V12H56V11H54V6H55V4H56ZM59 1V0H58ZM57 1V2H58ZM229 1H231L232 3H234L233 2V0H229ZM235 1V0H234ZM238 1V0H237ZM253 3L255 2L254 0H251ZM44 2V3H43ZM32 3H33V0H32ZM37 3V4H36ZM230 3V2H229ZM228 3V4H229ZM235 3H236V1H235ZM240 3H241V1H240ZM45 5L44 7H41V5ZM245 4V3H244ZM73 5V6H72ZM220 5L222 6V8H220V10L221 11H218V12H221V15L222 16H224L225 17V15L226 14H229L227 17H225V18H223L222 17V19H214V17H216V16H213V17H211L212 15H211V13H214V12H212V6H215V9L219 6L220 7ZM237 5V3L235 4V5H233V10L235 11V9L238 7V5ZM251 5V4H250ZM249 5V6H250ZM78 6V7H77ZM234 6H236L235 8H234ZM242 6V5H241ZM226 7H227V4H226ZM231 7V6H230ZM253 7V6H252ZM252 7L250 6V9L248 10L246 7H243L242 8V10L245 8V9H247V11H252L251 9H252ZM38 8V9H39ZM203 8V9H202ZM239 8H241V7H239ZM257 8V7H256ZM217 9H219V8H217ZM244 9V10H245ZM69 10V11H68ZM229 10H231V9H229ZM243 10V11H244ZM34 11H36V9L34 10ZM34 11H33V13H34ZM247 11H246V13H247ZM66 12H67V14H66ZM223 12V13H222ZM227 12V13H226ZM230 12V11H229ZM60 13H62V10H61V12ZM240 13H241V9H240ZM35 14V13H34ZM33 14V15H34ZM56 14V13H55ZM65 14H66V16H65ZM216 15H217V12L215 13ZM215 14H213V15H215ZM223 14H225V15H223ZM250 14L252 15V13L250 12ZM254 14L256 15V16H254V18H253V25L252 24H250L249 23V25H252V27L254 28V31L251 29V28H248V30L249 29H251L250 31H252V33H254V35H255V39H257L258 40V46L260 47L262 44H264V0H259V4H258V9L254 12ZM70 16L71 17V19H69L67 16ZM246 15H249V13L248 14H246ZM245 15V16H246ZM38 16V15H37ZM63 16H65V17H63ZM200 16V17H199ZM239 16V15H238ZM242 16V15H241ZM244 16V17H245ZM253 16V15H252ZM251 16V17H252ZM25 17V16H24ZM31 17H32V13H31ZM39 17H36V18H39ZM221 17V16H220ZM220 17H216V18H220ZM248 17V16H247ZM26 18V17H25ZM239 18V17H238ZM240 19V18H239ZM246 19V17L243 19V17H242V22H244L243 20H245ZM25 20V19H24ZM225 20H227V21H225ZM26 21H27V18H26V20H25V22L23 23V24H25L26 23ZM29 21V20H28ZM237 21V20H236ZM235 21V22H236ZM250 21V17H249V20H248V22ZM247 22V23H248ZM236 23H238V25L239 26H241L240 25V23L239 22H236ZM245 24H247L246 23V20H245V22H244ZM35 26L37 25V24H35V23H33ZM230 24V23H229ZM245 24H243V26H247L248 27V25H245ZM28 25H29V22H28ZM57 25H58V23H57ZM27 25H25V27H26ZM236 26V25H235ZM235 26H232L233 27V29H234V27ZM32 27L34 28V26L32 25ZM37 27V26H36ZM35 27V28H36ZM23 28V27H22ZM239 29H240V27H238ZM26 29V28H25ZM27 29H29V28H27ZM26 29V30H27ZM30 29H32V28H30ZM37 29H38V27H37ZM36 29V30H37ZM41 29H38L37 31H41ZM233 29H231V30H233ZM239 29H236L235 28V30L237 31V32H239ZM245 29H247V28H245ZM244 29V32L245 33H243V36H244V34H246L247 32H248V30L246 31ZM15 30V29H14ZM25 30V31H26ZM241 30V29H240ZM22 31H24V30H22ZM21 31V32H22ZM30 31V33L32 32L31 30H29ZM33 31H35L34 29H33ZM233 32V39L232 40H235L234 39V36H235V38L237 39V41H238V39L240 38V37H236V35L238 34L237 32ZM242 31V30H241ZM240 31V32H241ZM27 32V31H26ZM236 35H235V34ZM242 33V32H241ZM240 33V34H241ZM22 34V33H21ZM20 34V35H21ZM240 34H238L239 36H240ZM16 35V34H15ZM24 35V34H23ZM40 35H41V33H40ZM217 35H221L220 37H219V42L217 41L218 39H217ZM247 35H249V33H247ZM241 36H242V34H241ZM251 36V35H250ZM253 36V35H252ZM17 37V36H16ZM25 37V36H24ZM31 37H32V35H31ZM35 37V36H34ZM77 37H80L81 38V42L83 43L82 45L84 46V48H80V46L79 47H77V45H80V44H77V43H79V40H77L78 38ZM216 37V38H215ZM245 37V36H244ZM244 37H242V40H243V38ZM257 37V38H256ZM26 38H27V36H26ZM38 37H37V40L39 39ZM42 38L41 39H39V40H42ZM60 38V39H59ZM75 38V39H74ZM247 38L248 37H246V44H243V45H245V47L246 48H248L249 49V46H250V44L249 43H253V41H248V44H247ZM16 39V38H15ZM18 39V38H17ZM17 39L15 40L16 42H17ZM28 39H31V38H28ZM45 39V38H44ZM217 39V40H216ZM252 39H253V37H252ZM24 40H25V38H24ZM23 40V41H24ZM58 40H60V42H59V44H58ZM76 40V41H75ZM84 40V41H83ZM86 40V41H85ZM242 40H240L239 39V41L238 42H236V40H235V43H239V45L241 44V42L240 41H242ZM249 40V39H248ZM30 41V40H29ZM29 41H27L28 42V44H30L29 43ZM32 41V40H31ZM48 41V42H47ZM75 41V42H74ZM89 41V42H88ZM215 41H217L218 43H220V44H218L217 42H215ZM224 41V42H225ZM21 42V41H20ZM37 42V41H36ZM77 42V43H76ZM85 42H86V45H88V47H87V49H86V45H84L85 44ZM223 42V43H224ZM245 42H243V43H245ZM25 43H26V41H25ZM33 43V42H32ZM35 43V42H34ZM38 43V42H37ZM216 43H217V45H216ZM233 43H234V41H232L231 42V44H230V47L231 48H233ZM251 43V44H252ZM16 44V47L18 48L19 46H17L18 45V43H15ZM20 44V43H19ZM48 44H45V45H48ZM75 44V45H74ZM77 44V45H76ZM90 44V45H89ZM255 44H256V42H255ZM216 45V46H215ZM227 45V44H226ZM236 45V44H235ZM238 44L236 45V46H238V48H240V46H239ZM242 45V46H243ZM28 45H27V43H26V47H27ZM76 46V47H75ZM89 46H91L92 47V49L89 47ZM241 46V47H242ZM252 46V45H251ZM30 47H31V45H30ZM52 47V48H51ZM74 49H73V48ZM222 47H224V46H222ZM229 47V48H230ZM244 47V46H243ZM252 47H254V45L252 46ZM40 49L41 48V50L40 51H38V53H37V49ZM58 48H60V50L58 49ZM79 48H80V51H79ZM89 48V49H88ZM225 48V47H224ZM231 48H230V50H231ZM257 48L258 47H255V49L257 50ZM20 49V48H19ZM22 49V48H21ZM24 49V48H23ZM22 49V54H24V50ZM29 49V48H28ZM38 49V50H39ZM78 51H77V50ZM234 49H236L235 47H234ZM241 49V48H240ZM247 49V50H248ZM253 49L254 48H251V51L253 52ZM30 50V49H29ZM59 50V51H58ZM73 50V51H72ZM238 50V49H237ZM236 50V51H237ZM246 50V49H245ZM250 50V49H249ZM259 50V49H258ZM263 50H264V48H263ZM75 51V52H74ZM86 51V54L84 53ZM91 51H92V53H91ZM224 51V50H223ZM250 51V52H251ZM260 51V50H259ZM41 52V53H40ZM58 52H60V53H58ZM81 52H82V54H81ZM225 53H226V49H225V51H224ZM224 52H221V53H224ZM229 52V51H228ZM231 52H233V51H231ZM241 52H243V50L241 49ZM246 52V51H245ZM248 52V51H247ZM246 52V53H247ZM251 52V53H252ZM254 52H255V50H254ZM73 53V54H72ZM75 53V54H74ZM80 55H79V54ZM87 53H89V55H91V56H88L87 57ZM91 53V54H90ZM94 53V54H93ZM260 53L262 54L263 53V51H260ZM93 54V55H92ZM228 54V53H227ZM235 54V53H234ZM237 54V53H236ZM243 54V53H242ZM248 55H249V52L247 53ZM246 54V55H247ZM255 54H257V53H255ZM254 54V56L256 57V55ZM264 54V53H263ZM262 54V55H263ZM37 55V56H38ZM74 55V56H73ZM222 55V54H221ZM225 55V54H224ZM224 55H222V56H224ZM232 55V56H231ZM229 54V56L226 58L225 57V59L228 61V62H230L229 60H231V59H229L230 58V56L234 59V61H236V56H234L233 57V54ZM243 55H245V53L243 54ZM245 55V56H246ZM252 55V54H251ZM249 56L250 57V61H251V59H253V57L252 56ZM259 55V54H258ZM80 58H79V57ZM221 56V57H222ZM226 56V55H225ZM261 56V55H260ZM260 56H258L257 57V59L260 57ZM76 57V58H75ZM84 57V58H83ZM86 57V58H85ZM219 57V56H218ZM252 57V58H251ZM254 57V58H255ZM36 58V57H35ZM38 58V57H37ZM89 58V59H88ZM181 58V62L183 63V65H185V66H183V65H181V62H180V59ZM220 58V57H219ZM261 58H263V56H261ZM84 59H88V60H84ZM223 59V58H222ZM24 60V59H23ZM35 61H36V59H34ZM37 60H39V59H37ZM81 60H83V61H81ZM208 60H209V68H208ZM219 60H221V58L219 59ZM261 61L262 62V68H264V63H263V60H261V59H258V61ZM87 61H88V63H87ZM214 61V60H213ZM237 61H239L238 59H237ZM247 61H249V60H247L246 59V62ZM250 61H249V64L251 65V64H253V61H255V59L253 60V61H251V63H250ZM16 62H19V61H16ZM24 62H26L25 60H24ZM34 62V61H33ZM38 62V61H37ZM220 62V61H219ZM218 62V63H219ZM222 62V61H221ZM223 62H224V64H225V60H223ZM244 62H245V60H244ZM244 62H243V64H244ZM256 62V61H255ZM89 63H91L90 64V66L88 65ZM217 63V66L219 65ZM231 63V62H230ZM230 63H229V65H230ZM19 64V63H18ZM34 64H36V63H34ZM38 64V63H37ZM36 64V65H37ZM40 64H38V66L36 67V68H38V67H41L42 68V66L40 65ZM207 64V65H206ZM227 64V63H226ZM225 64V65H226ZM235 65V64H237V62L235 63V62H233L232 63V65ZM238 64H239V62H238ZM246 64H248V63H246ZM247 65L248 67L250 66V65ZM256 64V66H254L253 67V69L252 70H254L255 71V69H257L258 70V72L256 71L255 72V74L254 75H252V73L251 74H249L248 75V73H247V75L248 76H250V75H252L251 77H253L254 76V78L253 79H255V75H256V79H258L257 80V82H255L254 80H253V82H252V79H250L248 82H250L251 84H249V85H247L248 83H246L247 82V80L246 79H248L247 78V76L244 78V80H246L245 81V86L244 87H246L247 86V88L246 89H248L249 91H252L256 86H258L259 87V85L257 84V85H255L254 86V83L256 84V83H259V76H257V74L256 73H259V72H262L263 70H261V71H259L260 69L259 68H261V63H259V65H260V67H258L259 65H257V62L255 63ZM92 65H93V68H92ZM181 65V67H179ZM225 65H223V67L225 66ZM231 65V66H232ZM233 65V68L235 69V67L237 66V68H238V65H236V66H234ZM30 65H28L27 64V67H29ZM88 66V67H87ZM220 66V65H219ZM227 66V65H226ZM226 66H225V68H226ZM243 66V65H242ZM252 66V65H251ZM91 69H90V68ZM183 67H185V68H183ZM221 67H222V65H221ZM220 67V68H221ZM229 67V69L231 68L230 66H228ZM245 68H246V66H244ZM244 67L242 68V70L244 69ZM256 67H258V68H256ZM16 68V67H15ZM40 68V69H41ZM181 68V69H180ZM199 68V69H200ZM219 68V67H218ZM219 68V69H220ZM236 68V69H237ZM17 69V68H16ZM40 69H37V72H40ZM89 70V71H86V70ZM186 69V71H184V70ZM198 69V70H199ZM228 68H226L225 70H227ZM229 69L227 70L228 72V74L230 73L229 72ZM232 69V68H231ZM29 70H31L30 68H29ZM34 70V69H33ZM39 70V71H38ZM181 70V71H180ZM182 70L184 71L183 73H182ZM204 71H206V69H203ZM84 71V72H83ZM178 71H180V72H178ZM194 71V70H193ZM207 71H206V73H207ZM233 69L231 70V73H233L232 75H235L234 74V72L235 71H237V70H235V71H233ZM247 71V70H246ZM248 71H249V69H248ZM29 73H30V71H28ZM28 72H26V74L28 73ZM32 72V71H31ZM78 72V74H76ZM86 72V73H85ZM88 72H90V73H88ZM186 72V74L187 75H185L184 76V73ZM190 72V73H189ZM195 72V71H194ZM198 72H200V70L198 71ZM242 72V71H241ZM28 73V74H29ZM35 73H36V71H35ZM34 73V74H35ZM88 73V76H84V75H86ZM180 73H182V75L184 76H182V75H180ZM201 73V72H200ZM205 73V74H206ZM209 73H211V72H209ZM214 75H215V73L214 72H212ZM211 73V74H212ZM230 73V74H231ZM25 74V75H26ZM90 74V75H89ZM196 74V73H195ZM199 74V73H198ZM202 74H203V72H202ZM212 74V76L209 78V77H206V75H204L205 76V78L204 79H202L201 78V76L203 77V75H200L199 74V76L197 75V78L198 77H200L202 80H203V87H201V88H199L198 89V91L197 92H199V90L200 89H206V88H210V89H212L213 88V90L212 91H214L215 90V93H217L218 95H219V93H220V88H218V87H220V86H216V84H215V82L217 81L216 79H215V76ZM218 74H220V72H218ZM25 75H23V76H25ZM30 75L32 76V74L30 73ZM75 75H77V79H78V82H77V79H76V77H75ZM146 75V76H145ZM181 76V78H180V76ZM194 75V74H193ZM209 75V74H208ZM260 75V74H259ZM27 76V75H26ZM30 76V77H31ZM35 76V75H34ZM37 76V75H36ZM83 78V81L84 82H86V80H87V82H88V80H89V82L87 83H85V84H83L82 82V78ZM223 75H221V77H222ZM228 76H231V75H228ZM73 77H75V78H73ZM78 77H80V78H78ZM90 77V78H89ZM144 77H146V78H148V77H150V78H152V80H149V78H148V81H146V79L144 78ZM186 77V78H185ZM191 77H189V78H191ZM193 77H195V76H193ZM220 77V78H221ZM232 77H236V76H232ZM232 77H230V79H232V81L234 80V78H232ZM240 77V76H239ZM258 77V78H257ZM26 77H24V79H25ZM32 78V81H31V83L30 84H33V77H31ZM39 78V80H41ZM76 79L75 81H73V79ZM185 78V79H184ZM189 78H188V80H189ZM213 78V79H212ZM229 78V77H228ZM250 78V77H249ZM81 81H80V80ZM85 79V80H84ZM141 79H145V81L144 80H141ZM194 79L195 78H193V83H194ZM199 79V78H198ZM214 79H215V81H214ZM261 79V78H260ZM26 80V82H28L27 81V79H25ZM182 80H184V83H183V81ZM221 80H222V78H221ZM227 80V79H226ZM229 80V79H228ZM241 80V78L239 79V81ZM17 81V80H16ZM142 81L144 82L143 84L145 85V86H142ZM149 81H151V84L150 83H147V82H149ZM237 82V84L238 83H240V82ZM263 82L261 83V84H263L264 83V78H263V80H262ZM75 82L77 83V84H75ZM81 84H80V83ZM136 82H138L137 84H135ZM180 82H182V84H183V86H180V85H182V84H180ZM207 82V83H206ZM222 82V81H221ZM79 83V84H78ZM228 82H226V84H227ZM16 84V83H15ZM35 84V83H34ZM69 84H73V85H75V87L78 85V86H80V88L77 86V88H71V89H69L68 87H69ZM146 84L148 85V86H146ZM150 84V85H149ZM180 84V85H179ZM189 84H191L190 82H189ZM199 84V83H198ZM207 84H208V86H207ZM84 85H86V86H84ZM217 85H218V82H217ZM240 85H241V83H240ZM30 87H31V85H29ZM83 86V87H82ZM88 86H90V89L88 88ZM207 86V87H206ZM227 86V85H226ZM229 86V85H228ZM239 86V85H238ZM237 85L235 86V87H238ZM27 87H28V85H27ZM30 87H28V89L30 88ZM71 87V86H70ZM86 87V88H85ZM217 87V88H216ZM230 88H231V86H229ZM228 87V88H229ZM248 87H250L251 89H249ZM164 88H166V90L164 89ZM188 88V87H187ZM188 88V89H189ZM214 88H216L217 90L219 89V91H217L216 92V89H214ZM239 88V87H238ZM33 89H32V87H31V89L30 90H32V92H33ZM40 89V90H39ZM78 90V91H76L78 94L80 93V92H82V93H86L87 94V97L86 96H84L83 97V95L82 96H80V97H82L80 100H79V96H77L78 97V99H76V100H73V99H75V98H77V97H75L74 95H78L77 93H75L74 91L75 90ZM80 89V90H79ZM83 89V90H82ZM86 89V90H85ZM88 89V90H87ZM188 89H186L187 91H188ZM209 89V90H210ZM237 89V88H236ZM245 89V90H246ZM19 90V89H18ZM29 90V91H30ZM70 92H69V91ZM72 90H73V92H72ZM82 90V91H81ZM206 90H208V89H206ZM35 91V93H33L35 96H37V97H39L38 95V93ZM90 91V92H89ZM187 91L185 92V93H187ZM201 91V90H200ZM212 91H211V93H212ZM233 91V90H232ZM238 91V90H237ZM239 91H242V89H239ZM248 91V92H249ZM261 91H263L264 92V84L261 86ZM89 93V95H88V93ZM219 92V93H218ZM224 92H226V91H224ZM75 93V94H74ZM81 93V94H82ZM202 93H203V95L201 94V92L200 93H197L198 94V96H200L199 97V101H198V104L197 103H195L196 104V106L194 107H190L191 109H193V110H196L197 112H200V111H202L203 113L206 111L205 109V107L207 106V107H209V105L212 103V100H210V98H208V99H206L205 100V98L203 97L205 94H204V92L202 91ZM206 94L208 93H210V92H205ZM210 93V95L208 96L207 95V97H211L212 98V95L213 94H215L214 92L211 94ZM223 93V92H222ZM221 93V94H222ZM232 94H233V92H231ZM235 93V92H234ZM241 94H242V92H240ZM239 93V94H240ZM253 93H254V91H253ZM253 93L252 94H250V95H252V96H248V97H250L249 98V101L252 99V98H257L258 96H256V95H258L257 93H259V89L257 88V91H256V89H255V94H254V96H253ZM262 93V92H261ZM28 94H29V98L31 97L30 96V92H28ZM81 94H79V95H81ZM200 94V95H199ZM216 94V95H217ZM220 94V96L221 97H223V95H221ZM230 94V93H229ZM229 94H228V96H229ZM232 94H230V96L232 95ZM240 94V95H241ZM263 94V93H262ZM260 95V96H263V95ZM73 95V96H72ZM182 95V96H181ZM245 95H246V92H245ZM34 96V97H35ZM190 96V97H191ZM233 97H234V94L232 95ZM235 96H237V95H235ZM72 97H73V99H72ZM184 98V99H186V101L183 99V101H182V99L181 98ZM193 97H196L197 98V95L196 94H194L193 96H192V98H190V100L191 99H194ZM202 97L204 98V99H202ZM206 97V96H205ZM215 97V98H214ZM212 99H217V96H214ZM227 97V96H226ZM233 97H230V98H233ZM246 97H247V95H246ZM252 97V98H251ZM242 99L241 100H243V97H241ZM40 99V98H39ZM174 99V100H173ZM181 99V103H180V101L179 102H177L178 100H180ZM248 99V98H247ZM246 99V102H248V100ZM258 99H259V97H258ZM31 100H32V102H33V100H35V98L34 99H32V98H30V102H31ZM37 100H38V98H37ZM176 100V101H175ZM196 99H194V100H192V101H195ZM207 101L208 100V103L207 104H209V105H207L205 102V105L206 106H204L203 105V103H199L200 101L201 102H203V101ZM223 100V99H222ZM228 100H230V99H227L226 98V101H228ZM232 100V99H231ZM235 100V99H234ZM39 101V100H38ZM172 101H175V102H173L172 103ZM209 101H211V103H209ZM214 101V104H215V102L217 101H215V100H213ZM218 101H220V99L218 100ZM245 101V99L243 100V101H241L242 103H245L244 102ZM252 101H253V99H252ZM251 101V105H254V103L255 102H257V100L256 101H253L252 102ZM263 101H264V99H263ZM31 102V103H32ZM34 102H36V100L34 101ZM182 102H184L185 104H184V106L186 107L187 106V108L185 109V108H182L183 107V103ZM189 102V101H188ZM191 102V101H190ZM196 102V101H195ZM223 102V101H222ZM222 102H219V104L220 103H222ZM230 102V101H229ZM45 103H47V104H45ZM179 104V105H177V104ZM187 103V104H186ZM192 103V102H191ZM264 103V102H263ZM173 104V105H172ZM176 104V105H175ZM194 104V103H193ZM18 105V104H17ZM30 105V104H29ZM42 105H43V103H42ZM200 105H202V107L204 106V108H201V106ZM216 105H217V103H216ZM221 105H223V104H221ZM221 105H219L220 107H223V106H221ZM237 105H241V103L240 104H237ZM245 105V107H243ZM242 104L241 106L243 107V109H242V111H244V115H245V108L248 110V112H251L250 110H249V108L248 107H246V103L245 104ZM259 105H260V103H259ZM22 106V105H21ZM32 106H36V103L35 104H32ZM174 106H176V110H175V108H174ZM192 106V105H191ZM197 106H199V107H197ZM215 106V105H214ZM219 106H217V107H219ZM240 106V107H241ZM256 106V104L254 105V107ZM23 107V106H22ZM37 107V106H36ZM36 107H34V108H36ZM42 107V106H41ZM181 107V108H180ZM212 108L211 109H208V111L209 110H211V111H209L210 112V114H213L212 116L214 117V116H216L217 117V113L215 112V114L214 113H211L212 112V110H213V106H211ZM216 107V108H217ZM241 107V108H242ZM261 107H263V106H261ZM261 107H259L260 108V110L262 109ZM25 108V107H24ZM33 108V109H34ZM173 108V109H172ZM179 108H180V110H181V112L182 113H180V110H179ZM195 108H198V109H195ZM182 109H184V110H182ZM187 109H188V111L189 112H187ZM201 109V110H200ZM203 109V110H202ZM24 110V109H23ZM178 110H179V114H180V116L177 118L176 116H175V114L176 115H178ZM199 110V111H198ZM217 110V109H216ZM256 110V109H255ZM36 111V110H35ZM175 111H176V113H175ZM185 111L187 112V113H189V114H187V113H185ZM192 111V110H191ZM214 111V110H213ZM221 111V110H220ZM225 111H227V110H225L224 109V114H225ZM38 112V111H37ZM36 112V113H37ZM195 112V111H194ZM219 112V111H218ZM222 112V111H221ZM32 113V112H31ZM35 113V116H37L38 114H36ZM171 113H173V114H171ZM196 113V112H195ZM243 113V112H242ZM257 113H259V112H257ZM256 113V114H257ZM169 114H171V115H173V116H171V115H169ZM192 114V113H191ZM190 114V115H191ZM220 114V113H219ZM224 114H223V117H224ZM228 114H230L229 112H228ZM241 114V113H240ZM26 115V114H25ZM100 115H103V118L100 116ZM171 117V120H172V118L174 119L173 121H175L176 119L178 120V121H175L174 123H173V121H172V124H169V123H171V120L169 121L168 119H170V117ZM189 115V116H190ZM208 115V114H207ZM232 115V114H231ZM230 115V117L232 118V116ZM248 114H246L245 116H243L242 115V117L241 118H243V117H246ZM258 115H260V114H258ZM27 116V115H26ZM31 116H32V118H33V113H32V115H30V119H32L31 118ZM40 116V115H39ZM169 118H168V117ZM184 116V117H183ZM192 116V115H191ZM205 116V115H204ZM250 116V115H249ZM249 116H247L246 118H243L244 120H246V119H248V118H250ZM261 116V115H260ZM23 117V116H22ZM92 117H94V119H91ZM96 117V118H95ZM99 117H101L102 119H105L106 118V120H104V121H107V123L106 124H104L103 123V125H105V126H103V129H101V128H99L100 126L98 125L99 124V121H97V122H93L94 120L96 121L97 119ZM105 117V118H104ZM143 117L146 119V121H147V126L145 125V123H144V119H143ZM155 118L154 119V121L152 120V122H155L156 121V119L158 120V121H156V124L158 123L161 127H164L165 125H167L166 123H167V121L169 122L168 123V125H172V126H174L173 128L171 127L170 128V126H169V128L167 129V128H165V131H164V129L162 130V129H160V128H158V124L156 125L157 126V128L161 131L162 130V132H163V134L161 133V135H165V137H163V139L162 140H164L165 142H169L167 145L168 146H170L171 145V143H172V146H174V145H176V146H174L176 149H174V147H167L166 146V143H163L164 141H162L161 140V138H160V136H158L159 134H158V132H159V130H157L156 131V129H155V133L154 132H151V131H153L152 130V128H151V131H149L150 129V126L152 127V125H154V124H152V122H151V124L149 123L150 121H151V118ZM162 117H164L163 118V120H162ZM168 118L167 120L165 119V118ZM195 117H197V116H194L193 118H195ZM207 117H209V115L207 116ZM222 117V118H223ZM238 117V116H237ZM258 117V116H257ZM35 118V117H34ZM36 118H38V117H36ZM41 118V117H40ZM40 118H39V120H37V121H39V123H40ZM81 118H82V120H81ZM83 118L85 119L86 118V121H85V123H84V120H83ZM134 118L136 119L137 118V120L141 123H139V125H141V127H142V125L144 126V129H143V127H142V129H143V131L141 130V128H140V126H138V128L136 127L135 128V123H134V125H133V123H132V121H134L135 122V120H134ZM138 118H140V119H138ZM141 118L143 119V120H141ZM187 118V119H186ZM190 118V117H189ZM192 117H191V119H193ZM235 118V117H234ZM261 118V117H260ZM260 118H258V120L260 119ZM87 119L89 120V121H91V120H93V121H91V124L90 123H88L87 122ZM101 119V120H102ZM130 119V120H129ZM196 119V121H197V119H199L198 117L197 118H195ZM195 119H193V120H195ZM205 119H206V117H205ZM208 119V118H207ZM214 121H216V118L214 117V118H212ZM221 119V118H220ZM236 119V118H235ZM252 119V118H251ZM20 120V119H19ZM98 120H100V118L98 119ZM100 120V121H101ZM136 120V126L138 125V121ZM161 120V122L159 123V121ZM166 120V121H165ZM180 120V122H181V124H182V121ZM222 120V119H221ZM240 120V119H239ZM254 122L256 121V119H252ZM31 121V120H30ZM35 119H34V121L33 122H37ZM82 121V122H81ZM131 121V122H130ZM149 121V122H148ZM188 121H190V120H188ZM195 121V122H196ZM203 121V120H202ZM209 121V120H208ZM235 121V120H234ZM247 122H249V119L248 120H246ZM261 121V120H260ZM24 122V121H23ZM49 122V123H48ZM88 124H87V123ZM103 122V121H102ZM102 122H100V124L102 123ZM128 122L129 123H132V124H128ZM142 122H143V124H142ZM164 122V123H163ZM166 122V123H165ZM179 122V123H180ZM198 122V121H197ZM196 122V123H197ZM204 122V121H203ZM241 122H242V120H241ZM240 122V123H241ZM247 122H246V124H247ZM25 123V122H24ZM38 123V124H39ZM81 123H84V124H86L88 127H89V129H88V127L86 126L85 128H83L84 127V125L83 124H81ZM93 123V124H92ZM98 123V124H97ZM149 123V124H148ZM213 123V122H212ZM235 124H236V122H234ZM234 123H232V124H234ZM239 123V122H238ZM239 123V124H240ZM245 123V122H244ZM256 123H258V121L256 122ZM38 124H37V126H38ZM80 124H81V126H83V127H81L80 126ZM95 124H96V126H97V130L99 129L100 131L99 132H102V133H100L101 135H99V133L97 132V130H95L96 131V133L97 134H95V132H94V134L93 133H91V131H94V129H96V126H95ZM162 124H164V125H162ZM191 124V125H190ZM190 126H192V124L194 125V126H192L191 128V130H193L192 132H191V130H190V132H188V134L189 135H186L188 138H189V136H191L192 135V137H190V139H188L186 136L184 137V149L186 150L185 151V156L184 155H182V158H183V156H184V158L186 157V159H184L183 158V161L184 160H186L185 161V163L183 164V168H184V170H183V168H182V164H180L179 162H178V164H180V165H178L179 167H177L176 166V169H175V167H174V170L176 171V173L178 174V172L180 171V172H184L185 171V169L187 170V168H185L184 167V165L186 164L187 166H189V163H187V161H189V162H191V159L192 158H194L193 156H191L192 158H188V157H190V154L192 153V151H193V153H195L196 154V152L200 149L199 147H201L200 145H199V147L197 146L198 144H196V146H194L193 144H192V142L193 143H196L197 141H201V139H203L202 141H201V145H203L202 143H204V139L205 138H203V132H202V134H201V132L199 131V130H202V131H204V129L206 128V126H205V128H204V124H202L203 126V128H201V127H199L200 125L199 124H195L194 123V121H190ZM208 124H210V123H208ZM235 124H234V126H235ZM245 124V125H246ZM249 124V123H248ZM22 125V124H21ZM177 125V126H176ZM199 125V126H198ZM214 125V124H213ZM242 125H244V124H242ZM250 125H252V124H250ZM259 126H260V129H261V132L264 134V125L261 123V122H259V124H258ZM92 126V127H91ZM95 126V127H94ZM149 126V128H148V130L146 131V127H148ZM175 126H176V129H175ZM180 126V125H179ZM181 126V131H183L181 134H184V132H185V130L187 129V127H186V129H185V127H184V129L185 130H183L182 127ZM190 126H189V128H190ZM195 126H196V128H197V126H198V128L196 129L195 128ZM219 125H217L216 126V128L214 127V129H211V128H213V126L211 125L210 127H209V131H211L212 130V132H210V135H208V137L207 138H209V139H211L212 137H214L215 138V135H218V137H219V134H218V129H220V128H217ZM232 126V125H231ZM90 127L92 128L91 130H90ZM106 127V128H105ZM247 128L249 127V125L248 126H246ZM245 127V128H246ZM252 127H253V125H252ZM33 128H35L34 127V124H33ZM106 130H105V129ZM140 128V129H139ZM196 130H195V129ZM200 128V129H199ZM208 128V127H207ZM224 128H225V126H224ZM236 128V127H235ZM250 128V129H249ZM248 129H244V130H246V131H244V132H246V135H247V130L249 131L248 132V135L251 133V131L253 130V132L255 131V129H253V128H251V126L249 127ZM81 129H84V130H81ZM86 129V130H85ZM135 129H139V130H141V131H136ZM170 129V130H169ZM173 129V130H172ZM199 129V130H198ZM211 129V130H210ZM216 129V130H215ZM222 129V128H221ZM234 129V128H233ZM252 129V130H251ZM88 130H90L89 132L91 133V134H86V131H88ZM104 130H105V132H104ZM135 130V131H134ZM148 133V131H149V133L147 134V135H149L148 136V138L150 137V134H152L151 135V137L152 136H158V137H155V139H154V137H152L153 138V140L155 141L157 138H159V140L158 141H156V142H154L153 140H151L152 138H149V142H147V144H144V143H140L139 142V137H141L140 139H143V136H139L138 134H141V132H143V133H145L146 134V132ZM167 130H169V131H171V132H168V133H171V137L170 138H173V136H174V134H175V138H177V139H170L169 138V136H170V134H166L167 133ZM176 130V131H175ZM179 130V131H180ZM188 130V131H189ZM206 130V129H205ZM235 130H237V129H235ZM239 130H240V128H239ZM34 131H35V129H34ZM42 131V130H41ZM40 131V132H41ZM83 131V132H82ZM85 131V132H84ZM129 131H132V132H134V135L136 136H139L138 137V139H137V142L139 143V147L141 146H143L142 148H139L138 146H136L137 145V143L135 144V143H133V142H136V137L132 134V132H129ZM174 131H175V133H174ZM196 132V131H198V133H199V135H201V137H199V140H198V135L196 134V133H194L195 135H197V137H195V135L193 134V132ZM207 131H208V129H207ZM209 131L206 133V134H208L209 133ZM213 131H218L217 132V134H214V136H212V134L211 133H215V132H213ZM230 131H231V129H230ZM232 131H234V130H232ZM88 132V133H89ZM172 132H173V135H172ZM204 132H206V131H204ZM221 132V131H220ZM225 132V131H224ZM224 132H221L222 133V135H223V133ZM236 132V131H235ZM243 132V131H242ZM251 133L250 134V136H252V134H254V133ZM130 133V134H129ZM136 133H138V134H136ZM192 133V134H191ZM35 134H37V132L35 133ZM34 134V135H35ZM81 134H84L83 135V137L82 136H80V138H78V135H81ZM85 134H86V137H84L85 136ZM103 134V135H102ZM206 134H205V136H206ZM225 134V133H224ZM240 134V133H239ZM260 134V133H259ZM258 134V135H259ZM106 135V136H105ZM130 135V136H129ZM143 135V134H142ZM147 135H145V136H147ZM167 135V136H166ZM176 135H179V136H177L176 137ZM244 135H245V133H244ZM36 136V135H35ZM40 136V135H39ZM42 136V135H41ZM40 136V137H41ZM88 136V137H87ZM100 136H101V139H99L100 138ZM102 136L104 137H106V138H104V139H102ZM134 138H133V137ZM144 136V137H145ZM210 136V137H209ZM212 136V137H211ZM221 136V135H220ZM236 136V135H235ZM239 136V135H238ZM81 137H82V139H81ZM97 137H99V138H97ZM130 137V138H129ZM162 137V136H161ZM196 139H195V138ZM217 137V138H218ZM226 136H222V138H225ZM240 137V136H239ZM244 137H247V136H244ZM249 137V136H248ZM247 137V138H248ZM258 137V136H257ZM262 139H263V137L264 136H260ZM38 138V137H37ZM84 138H86V139H84ZM109 138V139H108ZM148 138H144V139H147V141H148ZM168 139V141H166L167 139ZM192 138H194V139H192ZM214 138H212L211 139V141L213 142V139ZM253 138V137H252ZM23 139V138H22ZM47 139V140H48ZM78 139H79V141H78ZM97 139H99V140H97ZM132 139H134L135 141H133ZM166 139V140H165ZM192 139V140H191ZM209 139H207V141H209V143H210V140ZM216 139V138H215ZM251 139V138H250ZM249 139V140H250ZM45 139H43V141H44ZM132 140V141H131ZM161 140V142H159ZM174 140V141H173ZM188 140H190L189 141V143L191 144V145H189V143H187L188 142ZM196 140V141H195ZM217 140V139H216ZM215 140V141H216ZM226 140V139H225ZM232 140L234 141L235 139L232 137ZM238 140H240V138L238 139ZM245 140H246V138H245ZM248 140V141H249ZM251 140H253V139H251ZM264 140V139H263ZM39 140H37V142H38ZM130 141H131V145H133L134 146V144H135V148L134 147H132L131 145H130ZM150 141H152V142H154V144H150L151 142ZM187 141V142H186ZM218 141V140H217ZM216 141V142H217ZM224 141V140H223ZM233 141H232V143H233ZM242 141V140H241ZM241 141L239 142V141H236V142H239V143H241ZM247 141V140H246ZM247 141V142H248ZM254 141V143H255V140H253ZM253 141H251V143L250 144H253ZM127 142V143H126ZM174 142L175 143H178V144H174ZM216 142H214L213 143V145L212 146H220L221 145V147L220 148H222V144H219V141H218V145H216L217 143ZM222 142V139L220 138V143ZM250 142V141H249ZM264 142V141H263ZM35 143H36V141H35ZM46 142L44 141V144H45ZM149 143V144H148ZM158 143H159V145H158ZM186 143H187V146H191V148H189V147H187V148H185V145H186ZM209 143L207 142L206 143V145L208 144L209 145ZM229 143V142H228ZM239 143H237V146H236V144H235V148H236V152H239V156H240V144ZM245 143V142H244ZM29 144V143H28ZM42 144H43V142H42ZM43 144V145H44ZM71 144L74 146V148H72L73 146H71ZM127 144V145H126ZM141 144V145H140ZM146 145V146H148V147H145L144 145ZM162 144H163V147H162ZM165 144V145H164ZM215 144V145H214ZM224 144V143H223ZM239 144V145H238ZM250 144H247L248 145V147L249 146H251V152H253V154H254V150L252 149V147H254V146H258V145H260L258 142H256V144H254V145H250ZM31 145V144H30ZM38 145H39V143H38ZM38 145H36V149H38ZM70 145V147L69 148H67L68 146ZM150 145H151V147H153V145H155V147H157L158 148V150H156V151H158V152H156V151H154L155 149H157V148H149L150 147ZM178 145V146H177ZM207 145V146H208ZM225 145V144H224ZM224 145H223V150H224ZM245 145V144H244ZM247 145H246V147H247ZM65 146H67V147H65ZM126 146H129V147H126ZM159 146V147H158ZM166 146V148H168V151L170 150V152H168L164 147ZM193 146H194V148H193ZM212 146H208V147H205V149L207 148V150H209L208 152H211V154L213 155V154H215V156L217 155L216 154V151L217 150H215V152H214V149L215 148H217V147H215V148H213V151H212V149H211V147ZM230 146V145H229ZM41 147V146H40ZM136 147L138 148L137 149V152H138V150L140 149V151L137 153L136 152V150H135V152L133 151V149H136ZM162 147V148H161ZM197 147H198V150L196 151V149H197ZM245 147V146H244ZM243 147V148H244ZM260 147V146H259ZM259 147H254V149H257V148H259ZM31 148H33V145L31 146ZM42 148V147H41ZM40 148V149H41ZM42 148V149H43ZM65 148H67L66 150H65ZM130 149L129 150V152L131 153V151H132V153L133 154H130L129 152H127L125 149ZM133 148V149H132ZM145 149L144 151H148L147 149L149 148V150H151L152 149V151H154V152H151L152 154H153V156H152V154L150 153V152H148L149 153V155L150 156H152V157H149V155L147 156L148 157V159L149 160H153L152 162H149V163H147L148 165L150 164L151 165V168L153 169V173H154V177H155V171H157L156 169L158 168L157 166H159L160 167V165L162 164L163 165V159H165L166 157H168L167 155H166V153H168V155H169V153H173L174 151H178L177 153H173V154H170L169 156H171V158H170V160L168 161V159L169 158H166L167 159V162L168 163H164V167H161L160 169H158V171H160V173L158 172V174H156V177H158V176H162L161 178L162 179H160V177L158 178V182L156 181V177L155 178H152V174L150 173V171H147L146 170V168H148V167H146L147 165H145L144 164V166H145V168L142 170V171H139L140 169H139V167H138V165L139 166H141V164H139V162L141 163V162H143L144 160H141V161H139L138 159H136V162H135V158H139V156H140V159H142L143 158V156L145 155V157H146V152H144V154H143V156H141V153H143V151H142V149ZM160 148V149H159ZM169 148H171V149H169ZM191 150V151H189V149ZM193 148V149H192ZM210 148V149H209ZM220 148L218 149V151H217V153L220 151ZM237 148H240L238 151H237ZM248 148V149H249ZM263 148H264V144H263ZM39 150L38 149V151H40L39 152V155L40 156H42V158L44 157H46V156H43L44 154H48L45 150ZM161 149H164V150H166L167 152H165L164 150H161ZM172 149H174V150H172ZM195 149V150H194ZM205 149H203V151H202V153L205 151ZM32 150V149H31ZM65 150V151H64ZM70 150V151H71ZM206 150V151H207ZM222 150V149H221ZM223 150H222V153L220 154V153H218V155L220 154V155H222V154H225V153H223ZM230 150V149H229ZM244 150V149H243ZM246 150V149H245ZM263 150V151H262ZM260 149L259 150V153H260V151L262 152V154L260 155V156H258L259 155V153H258V155H256V157H259V159H260V162H261V160H263L262 158H264V157H262V155H264V149ZM33 151V150H32ZM31 151V152H32ZM41 151H43L42 153H44L43 155H42V153H41ZM83 151V152H82ZM163 151V152H162ZM171 151H173V152H171ZM196 151V152H195ZM248 151H250V150H248ZM158 154H161V155H163L164 154V156H162L163 157V159L162 158H160L161 157V155L159 156H154V155H157L156 153ZM165 152V153H164ZM187 152V153H186ZM190 152V153H189ZM200 152V151H199ZM214 152V153H213ZM251 152H247V154H250ZM29 153V152H28ZM38 153V152H37ZM52 154H53V152H51ZM54 153V154H55ZM77 153V152H76ZM135 153H137L136 154V156L138 155V157H135ZM140 153V154H139ZM163 153V154H162ZM189 153V154H188ZM198 154V155H200V156H202L203 154H206V153H203V154ZM51 154V156L53 157V158H56V155L55 156H53ZM61 154V153H60ZM188 154V155H187ZM194 154V155H195ZM210 154V153H209ZM237 154V153H236ZM253 154H250V158L252 159V160H254L255 159V157H253ZM31 155V154H30ZM49 155H50V153L47 155L48 157H49ZM59 154H57V156H58ZM65 155H66V153H65ZM64 155V156H65ZM74 155V154H73ZM130 155H134V157H132L131 159L129 158V157H131ZM191 155H193V154H191ZM216 156V158L217 157H219V156ZM32 156V155H31ZM60 156V155H59ZM63 155H62V157L63 158H65ZM67 156H72L71 154L69 155V153L67 154ZM74 156H76V154L74 155ZM199 156V157H200ZM204 156V155H203ZM207 156V158H208V155H206ZM205 156V157H206ZM238 156V157H239ZM249 156V155H248ZM62 157L59 159L60 160V163H62L63 161H62ZM78 157H79V155H78ZM89 157V156H88ZM87 157V158H88ZM89 157V158H90ZM142 157V158H141ZM154 157H158V159H154ZM179 157H181V156H179ZM197 157V156H196ZM199 157H197V159L199 158ZM205 157H203V158H200V159H198V160H195L196 162H194V164H193V167H196V164L198 163L199 164V161H200V163L201 164H199V166L197 167V173H195V174H197V178H200L199 179V181L200 180H202V178L204 177V175H206L205 177H204V179L207 177V179H205V181H207V186L205 187V185L204 184H202V182L204 181V180H202V181H200L201 182V184L202 185H204V187H198V185H199V183H197L196 184V188H197V191H193V190H196V188L193 186V187H191L192 189H190V191L188 192V194L185 192L186 190H187V188H185V189H183L182 191H184L185 193H184V195H183V192L181 191V186L180 187H178V189L180 188V191L181 192H179V193H177V194H179V196H182L183 195V197L181 198L180 197V199H183L182 201L184 202V203H180L181 201H180V199H179V205L181 206L182 205V207H180L179 205H178V208L176 209V210H180V212H181V214L183 215V214H187V216H184L185 218L186 217H188L189 216V219H190V217H191V219L189 220V219H187V220H189L188 222H187V220H186V223H185V227H184V222H185V220L184 219H182L181 217H182V215H180L179 216V220L177 219V214H175L174 215V217L177 219V221H178V223H176L177 225L178 224H182L183 223V226L182 225H180L181 227H182V229L179 227V230L177 229V232L179 231H181V230H185V228L187 227L186 226V224L188 225V229L190 230V228H192L193 227V229H195V227H198L197 225H199L200 224V221H196L197 223H199V224H197L196 226H192L194 223H195V220H197L198 218V220H202L201 222H203V217H206V215H207V217L209 218V214L211 213V211H218V210H220V208H221V206L220 207H218L217 206V203H215L216 202V200L217 201H219L220 199H222V198H220L219 199V197H220V194L222 193V190H224L223 188H224V185H223V183H226L227 181V183L226 184H228L229 182H231V180H230V176L228 177L229 179H227V171L228 170H226V176L225 175H223V173L224 172H222L221 173V175L219 174L220 173V169H219V173H217V165H222L221 163L223 162V165H227L228 164V162L226 163V161L224 162V159H226L227 157H223V156H220L222 159H223V161H221L220 159V162H219V164L214 160H212L211 158H209L210 160H211V162L213 163V165L211 166L209 163H211V162H209L208 161V163H206L204 160V158ZM210 157H213V156H210ZM238 157H237V159H238ZM261 157V158H260ZM28 158V157H27ZM38 158H40L39 156H38ZM44 158L42 159V161L43 162H46V164L48 165L49 164V158H48V160H46V158H45V160L46 161H44ZM153 158V159H152ZM187 158H188V160H187ZM246 158H248L247 156H246ZM31 159V158H30ZM29 159V160H30ZM57 159H58V157H57ZM67 159H70V157H68ZM71 159L73 160H75L76 162H77V160L79 161V158H77L76 157V159L72 156L71 157ZM70 159V160H71ZM128 159H130L129 161L130 162H128V161H126V160H128ZM133 159V160H132ZM143 159H145L146 161H144L143 163H146V162H148L149 160L147 159V158H143ZM160 159V160H159ZM51 160H53L52 161V163L54 164V161H55V159H51ZM73 160V161H74ZM84 160V161H85ZM154 160L155 161H157L159 164H160V162H161V160H162V162H161V164L160 165H156L157 164V162H154ZM159 160V161H158ZM202 160V161H201ZM47 161H48V163H47ZM69 161V160H68ZM119 161V163H117ZM134 161V165L133 164H131V162H133ZM166 161V160H165ZM177 161V160H176ZM175 161V162H176ZM198 161V162H197ZM227 161H228V158H227ZM257 160H254V162H256ZM42 162V163H43ZM123 162H124V164L126 165L127 164V167L128 166H130L131 167V169H130V167H128V169L129 170H127V167L125 168V167H123L121 164H123ZM126 162V163H125ZM128 162V163H127ZM203 162V163H202ZM241 162V161H240ZM244 162V161H243ZM263 162V161H262ZM51 163V164H52ZM56 161H55V165H56ZM59 163V164H60ZM88 163V162H87ZM130 163V165H128ZM142 163V164H143ZM151 163H155L154 165H155V167H154V165H152ZM182 163V162H181ZM205 163L208 165H205ZM214 163L216 164L215 166V168L216 169H214ZM225 163V164H224ZM28 164V163H27ZM40 164V163H39ZM45 163H43V165H44ZM51 164H49V165H51ZM52 164V165H53ZM64 164V163H63ZM137 165V170H138V173L141 175V177L139 176V174L137 173V170H135V169H133L134 168V166H136ZM167 164H169V165H167ZM203 164V165H202ZM244 164V163H243ZM256 165L258 164L257 162L255 163ZM263 165H264V162L262 163ZM262 164H260V165H262ZM26 165V164H25ZM47 165H44L43 167L44 168H46V169H48L47 168ZM70 164L68 163V167L64 164L63 166L62 165H60V170L62 169V167H63V170H65V169H67L68 168V171H69V173L67 172V171H65L64 173H62V171H60V173L61 174H65L64 176H61L60 178L63 180H61L60 182H62V185H64V184H66L65 182H66V180L67 181H69L68 179H72V181H73V178H74V181H75V175L74 174H76V179L77 178H79V180H80V182L83 184V182H84V180L86 179L87 180V177H86V175H84V174H86V172H87V170H85L84 172V176L83 175H80V176H83V178H81L80 176L78 177L77 175H79V173L78 172H80V170H84V168L82 169V167H84V164H82L83 166L81 167V164H79V162H78V166L80 165V168H78V167H73V166H69ZM117 165H118V167L120 168H122L123 167V169H119L118 167H117ZM120 165V166H119ZM133 165V166H132ZM149 165V166H150ZM166 165L168 166V168H166L165 170H167V171H165L164 169H162V168H165L166 167ZM185 165V166H186ZM202 165V166H201ZM204 165H205V167H204ZM209 165H210V167H209ZM222 165V166H223ZM245 165V164H244ZM248 164H246V166H247ZM260 166V167H264V166ZM143 165L141 166V167H144ZM156 168L155 169V171H154V168ZM174 166V165H173ZM201 166V167H200ZM222 166H219L220 168L222 167ZM253 166V165H252ZM49 167V166H48ZM66 167V168H65ZM70 167H72V168H70ZM181 167V168H180ZM193 167H191V168H193ZM199 167L202 169V171H201V169H199ZM206 167L211 171V169L212 170H214V171H211L212 173H210L208 170H206L207 172L206 173H208V174H214V172H216L215 174H216V176H218L217 178H214L212 175V177L210 176H207V174H205L204 172H203V170H204V168L206 169ZM225 167V166H224ZM236 167L237 168H235V169H239L240 170V167H238V164L236 165ZM248 167V166H247ZM254 167V166H253ZM33 168V167H32ZM49 168H52V166L51 167H49ZM53 168H54V165H53ZM65 168V169H64ZM75 169V168H77L76 170L78 171H76V170H74V173H73V170L72 169ZM136 168V167H135ZM151 168H149L148 170H151ZM172 168V167H171ZM249 168H250V166H249ZM72 170V172H71V170ZM120 171V170H123V174L121 173V175L119 174L120 172L118 171V170ZM133 169V170H132ZM161 169L162 170H164V171H161ZM177 169H179V171L177 170ZM223 170H224V168H222ZM248 169V168H247ZM32 170H34V169H32ZM51 170V169H50ZM49 170V171H50ZM53 170V173H54V171H55V169H52ZM52 170L50 171V172H52ZM125 170H126V172L127 171H130V170H132V172L133 171H135L136 173H137V175L138 176H136V174H135V177L137 178H139L140 180H141V178H143V175L141 174V172H148L149 173V176H147V178L145 177L146 175H148V173L144 176L145 177V180L147 181V183H148V180L150 179V180H153L154 179V183H156L157 182V184L156 185H154V188L152 187L153 185L152 184H154V183H152L151 181H149V184L148 185H146L147 183L145 182V180H141L140 182H145V183H141V186H140V183L138 184L137 183V181H139L138 180V178H137V180H136V182L134 183L135 185V188H134V186H132V184H133V181H135V180H133L134 179V175H133V173H131V172H127L128 174H130L129 176H131L132 178H131V181H132V184H131V186H130V184H129V186H128V188L130 187V189L129 190H132L131 192H130V200H131V202H129V197H128V193H129V191L127 190L128 188L126 187V186H124V184L126 183L127 184V179H124V178H126V172H125ZM173 170V171H174ZM182 170V171H181ZM192 170H195L194 168L192 169ZM249 170V169H248ZM250 170H251V168H250ZM257 170V169H256ZM49 171H44V172H49ZM82 171H81V173L80 174H82ZM89 171V170H88ZM116 171H118L117 173H118V175L119 176H121V178L122 179H124V180H126L125 182H124V180H120V179H118L119 178V176H118V178H117V180H119L118 181V184H117V182H115L114 180L116 179ZM201 173H203V174H201ZM205 171V170H204ZM229 171H230V169H229ZM235 171H237V170H235ZM244 171H245V169H244ZM263 171V170H262ZM42 172H43V168H42ZM49 172V173H50ZM67 172V173H66ZM71 172V173H70ZM124 172H125V174H124ZM164 172V175H161L162 173ZM166 172H167V174H166ZM192 171H191V169H190V171H189V173L190 174H192L191 173ZM193 172H195V171H193ZM238 172V171H237ZM239 172H241V171H239ZM239 172L236 174V175H238L239 174ZM248 172H250V171H248ZM259 172H261V171H259ZM48 173V174H49ZM87 173H91V172H87ZM174 173V172H173ZM188 173V174H189ZM230 173V172H229ZM22 174H23V171H22ZM33 174V173H32ZM51 174V173H50ZM54 174H56V173H54ZM68 174V179H66L65 180V178H67V175ZM72 174H73V177H71V178H69L70 176H72ZM160 174V175H159ZM169 177L171 176V174H172V171H171V169H170V172H169ZM175 174V173H174ZM174 174H172V175H174ZM177 174H175L176 176L174 177V178H177L176 180H178V177H179V181H178V183H181V177L183 176H181V173H179L180 175L178 176ZM182 174H185V173H182ZM200 174H201V176H200ZM254 174H255V172H254ZM34 175V174H33ZM57 175H58V172H57ZM70 175V176H69ZM123 175V176H122ZM165 175H167V176H165ZM194 175V174H193ZM199 175V176H198ZM224 176V178L223 177H221L220 178V176ZM18 176V175H17ZM51 175H49V177H50ZM59 176H60V174H59ZM87 176H89V175H87ZM96 176V175H95ZM94 176V177H95ZM116 176V177H115ZM190 177H191V175H189ZM239 177H240V174L238 175ZM255 177H256V175H254ZM263 176V178H264V173H263V175H262V173H261V175H260V177H262ZM19 177V176H18ZM55 177H57V176H55ZM64 177V178H63ZM150 177V178H149ZM167 178V181H169V179H171V178ZM171 177H173V176H171ZM193 177V176H192ZM194 177H196L195 175H194ZM210 178V181L208 180L209 178ZM225 177H226V179H227V181H225L226 179H225ZM237 177V176H236ZM255 177H253L254 179H257V178H255ZM47 177H45L44 178V180L46 179ZM52 178H54L53 176H51L50 177V179L52 180ZM115 178V179H114ZM127 178H128V175H127ZM130 178V177H129ZM149 178V179H148ZM165 178V179H166ZM187 178V177H186ZM194 179V181L196 180V182L198 181V179ZM241 178V177H240ZM263 178H261L260 180H263ZM22 179H23V177H22ZM21 179V180H22ZM36 179V178H35ZM55 179H57V178H55ZM113 179V180H112ZM144 179V178H143ZM211 179H212V181L214 180V185L213 186H210V184L212 183L211 182ZM216 179H220L221 180V182L219 181V180H216ZM222 179H225L224 180V182H223V180ZM236 179H238V177L236 178ZM43 180V181H44ZM48 180V179H47ZM85 180V181H86ZM116 180V181H117ZM175 180V181H176ZM242 180V179H241ZM245 180V179H244ZM243 180V181H244ZM28 181V180H27ZM38 181H40V178L38 179ZM55 180H52V182H54ZM73 181V182H74ZM88 181H90V180H88ZM94 182L96 181V179H94L93 180ZM93 181H90V182H93ZM121 181V182H120ZM189 180L187 179V185L189 184V182H188ZM194 181H192L193 183H194ZM216 181H218V182H216ZM237 181H239V180H237ZM236 181V182H237ZM243 181L241 182V183H243ZM264 181V180H263ZM263 181H261L262 183H261V185L263 186L264 184H263ZM64 182V183H63ZM70 183H71V181H69ZM80 182H79V184H80ZM102 182V181H101ZM100 182V183H101ZM105 182H104V184H105ZM116 184H115V183ZM185 182V183H186ZM208 182H209V184H208ZM216 182V183H215ZM251 182H252V180H251ZM44 183H47V182H44ZM43 183V184H44ZM56 183H57V180H56ZM56 183H54V185L56 184ZM167 183H168V186H169V182H165L164 184L165 185H167ZM177 182H174L173 181V184L172 185H174V184H178ZM183 183V182H182ZM218 183H221V187L218 185V187L215 185V184H218ZM238 183V182H237ZM258 183V182H257ZM76 184V183H75ZM74 183H73V186H76L77 187V185H75ZM82 184H81V186H82ZM115 184V185H114ZM138 184V185H137ZM144 184V186H142ZM200 184V185H201ZM232 184V183H231ZM231 184H230V187H232L231 186ZM252 184H253V182H252ZM252 184H251V186H252ZM37 185V184H36ZM40 185V184H39ZM68 185V184H67ZM100 185V184H99ZM192 185V184H191ZM199 185V186H200ZM212 185V184H211ZM258 185V184H257ZM260 185V184H259ZM260 185V186H261ZM44 186H46V185H44ZM57 186V185H56ZM60 186H61V184H60ZM80 186V185H79ZM92 186V185H91ZM101 186V185H100ZM148 186V187H147ZM156 186V187H155ZM189 186V185H188ZM210 186V187H209ZM217 187V189L216 188H212V187ZM229 186V184L226 186L227 187V189L229 188L228 187ZM236 186H239V188H240V186L241 185H236ZM243 186V185H242ZM251 186H249L248 188L250 189V187ZM260 186H256V185H254V187H257V189H258V187H259V190L260 189H262L263 187L261 186V188H260ZM35 187V186H34ZM48 187H49V185H48ZM54 187V186H53ZM65 187H68V186H66L65 185ZM93 187V186H92ZM91 187V188H92ZM98 187V186H97ZM96 187V188H97ZM115 187H114V189H115ZM124 187L125 188H127V189H124ZM165 188V186L163 185L160 189L159 188H157L158 189V191L156 192L155 190H151V192H146L145 191V189L143 190V189H141V190H143V192L140 190V191H138L137 189H136V191H138V193H140L141 195H142V193L144 194L145 192L147 193V194H149V195H151V197H155L156 195L155 194H157V193H159V191L160 190H162V189H164ZM189 187V188H190ZM37 188V187H36ZM71 186H69V188H67L68 190V192H69V190L71 191ZM95 188V189H96ZM101 187H99V189H100ZM102 188H103V186H102ZM167 188V187H166ZM165 188V189H166ZM202 191V190H207L206 192L205 191H203V192H201L199 189ZM202 188H204V189H202ZM211 189L210 191L211 192H208L209 191V189ZM37 189H39V188H37ZM36 189V190H37ZM41 189V188H40ZM148 189V190H147ZM175 188H173V192L172 193H174V191H176V189L174 190ZM214 191H213V190ZM219 190V189H221V190H219V191H216V190ZM227 189H225V190H227ZM237 189H238V187H237ZM249 189H246V191H249ZM255 189V191H256V188H254ZM47 190V189H46ZM49 190V189H48ZM75 190V189H74ZM102 190V189H101ZM124 190V191H123ZM126 190V191H125ZM228 190H230V188L228 189ZM242 190V187H241V189H240V191ZM259 190H257V191H259ZM38 191V190H37ZM66 191V192H67ZM93 191H95V190H93L92 189V192ZM100 191V190H99ZM105 191L106 192H108L109 191V188H105ZM118 191V190H117ZM117 191H115V193H120L119 191L117 192ZM127 191H128V193H127ZM135 191V195L136 196H139V194L137 195V192ZM145 191V192H144ZM154 191H155V193H154ZM192 191L196 194L198 191H200V192H198L196 195H194L195 197H194V199L195 200H191L190 199V201H192V202H190V203H192V205L194 206V207H196L195 206V204H198L199 203V205H202L203 203H205V204H210L209 202H207V201H205L204 202V200H206V199H208V198H210V197H208V196H211L212 195V191H213V194H214V192L216 191L217 193H218V195H219V197L217 196V194H215L217 197V199H215L213 196H215V195H213L212 196V198L211 199H209V200H211V205L213 206V204H214V206L216 207H218V209H215V207L213 208L211 205H210V207H211V209H210V207H206V206H208V205H206V206H204L205 208H207V210H206V213H204L205 214V216H202V215H200V213L202 214L203 213V210L201 209V206H199L198 208H199V210L201 209L202 210V212H200L199 210L197 211V209L198 208H196L195 209V211H196V213L192 210L193 209V206H190L191 204H189V198H193L192 197V195L194 194H192ZM232 191V189L230 190V192ZM49 191H47V197H49L51 194L50 193H48ZM71 192H73V191H71ZM70 192V193H71ZM142 192V193H141ZM152 192H153V194L154 195H152ZM160 192H162V191H160ZM205 192V193H204ZM215 192V193H216ZM223 192H225V191H223ZM226 192H228V191H226ZM225 192V193H226ZM261 192V197L263 198V202H264V188L260 191ZM37 193V192H36ZM70 193H67V195H69ZM88 193H90V192H88ZM86 194L88 197L90 196L89 194ZM102 193V194H101ZM101 193H98V189H97V196H98V198L100 197V196H104V193L103 192H101ZM113 194H114V192H112ZM124 193L126 194V196L124 195ZM145 193V194H146ZM182 193V194H181ZM192 194V195H190V196H188L189 198H186L187 196L186 195H189V194ZM210 193V194H209ZM225 193H222V194H225ZM229 193V192H228ZM227 193V194H228ZM239 192H237V195H239L238 194ZM256 193V192H255ZM254 193V194H255ZM258 193V192H257ZM256 193V194H257ZM45 194H46V191H45ZM50 194V195H49ZM66 193H64L61 197H63V196H66L65 195ZM101 194V195H100ZM108 194V193H107ZM111 194V193H110ZM134 194H132V195H134ZM147 194L145 195V196H147ZM162 194V193H161ZM168 194H169V192H168ZM177 194H171V197H169L170 198V200L168 199L166 202L163 200H159V201H156V203L157 202H160V204L162 205V207L160 206V204L158 205V204H156L155 206H153V210H152V212H149L148 214L146 213V212H144V210L145 209H143V212L146 214H143V213H141V212H139V215H142L143 217H141V218H139V223H140V225H143V227H144V225H146L147 224V226H149V227H151L150 225L152 224L151 223V221L152 220H154L153 218H152V216L155 214V212H153V211H156L157 210V212H160V210L159 209H157V208H161L162 210H161V212L163 211V208H167L168 210H170L172 207H174V204L175 203H178L177 202V200H178V198L176 197V196H174V199H172L173 197V195H177ZM199 194V195H198ZM203 194H206V195H208L207 197H202L201 195H203ZM231 194V193H230ZM248 195H249V193H247ZM36 195V194H35ZM56 195V194H55ZM100 195V196H99ZM160 195V194H159ZM198 195V196H197ZM205 195V196H206ZM82 196H85V191H84V193H83V195ZM103 196L100 198V199H102L101 201L99 200V202L101 203V202H103ZM118 196H119V194H118ZM125 196V197H124ZM144 196V195H143ZM143 196H140L139 198H141V201H140V199H138V197L137 198H135V199H137L138 201H136L138 204V206L137 207H135V209L136 208H138L136 211H138V210H141V208L139 209V206L140 205H142L143 204V206H140V207H147V205H148V202L150 201V200H147L146 198H150L151 199V197L150 196H147V197H143ZM163 196H165V198H166V196H167V194L165 193V195L163 194ZM178 196V195H177ZM178 196V197H179ZM199 196H201L202 197V201H203V203L202 204H200V202H199V200H200V198L201 197H199ZM204 196V195H203ZM225 196H227V195H221V197H223V198H226ZM255 197H257L256 198V200H257V202L258 201H260V200H262V199H260L259 200V198H261V197H259V196H256V195H254ZM249 197V200L248 201H250V198L253 200V202L254 203H256V204H260L261 205V202H255L254 201V198L255 197ZM60 197V198H61ZM67 197V196H66ZM76 197H77V195H76ZM86 197V196H85ZM105 197V196H104ZM112 197H113V195H112ZM127 197V198H126ZM176 197V198H175ZM198 197H199V199H198ZM45 198V197H44ZM49 198H51V197H49ZM81 198V197H80ZM83 198V197H82ZM91 198V196L89 197V198H87V199H90ZM143 198L144 199H146V200H143ZM148 198V199H149ZM152 198V199H153ZM162 198V197H161ZM184 198L185 199H188L187 201L185 200L184 201ZM52 200H53V198H51ZM63 199H66V198H63ZM112 199V198H111ZM128 199V200H127ZM134 199V200H135ZM213 199V200H212ZM214 199H215V201H214ZM46 200V199H45ZM50 200V199H49ZM60 200H62V198L60 199ZM75 200H76V198H75ZM77 200H78V197H77ZM91 200V199H90ZM110 200V199H109ZM108 200V201H109ZM117 200V199H116ZM127 200V201H126ZM144 202H146V203H143V201ZM158 200V199H157ZM172 200H175V202L173 201L172 202ZM51 201V200H50ZM97 201V200H96ZM152 201V200H151ZM154 201V200H153ZM169 201V202H168ZM213 201H214V203H213ZM221 202L222 201H224L223 199L222 200H220ZM237 201V200H236ZM52 202V201H51ZM127 202V203H126ZM142 204H141V203ZM162 202H165L164 204H165V206H167V207H163V204H162ZM172 202V203H171ZM239 202H241V196H240V201ZM251 202V201H250ZM250 202H248V203H250ZM49 203V202H48ZM54 203V202H53ZM91 204V205H93V203H91V201L89 202L88 201V204ZM100 203H98L99 205H100ZM172 205H171V204ZM174 203V204H173ZM186 203V204H185ZM233 201H232V205H233ZM247 203V205H249V206H247L246 205V207H247V210H248V208L250 209V204L252 203H250V204H248ZM71 204V203H70ZM97 204V203H96ZM127 204V205H126ZM129 204H131V205H129ZM136 204V203H135ZM134 204V205H135ZM168 204H169V208H168ZM185 205V207L186 206H189V210H187L186 208H188V207H186V208H184L183 206ZM205 204H203V205H205ZM216 204V205H215ZM218 204L220 205V203L218 202ZM228 204L229 203H227L226 205L228 206ZM239 204V203H238ZM237 204V205H238ZM256 204L254 205V207L256 206ZM51 205V204H50ZM53 205V204H52ZM56 205V204H55ZM78 205H80V204H78ZM77 205V206H78ZM98 205V206H99ZM104 207H105V202H104ZM102 205V206H103ZM107 205H110V204H107ZM106 205V211L108 212V210L107 209H110L109 208V206H107ZM145 205V206H144ZM176 205V204H175ZM222 205H223V203H222ZM45 206H47V204L45 205ZM71 206V205H70ZM76 206V207H77ZM85 206H86V204H85ZM102 206L100 207L101 209H102ZM125 208H124V207ZM127 206L129 207L128 209H127ZM136 206V205H135ZM172 206V207H171ZM177 206V205H176ZM44 207V206H43ZM53 207H54V205H53ZM56 207H60V205H56ZM66 207V206H65ZM65 207H63V212L64 213H66V214H68V212H66L64 209H65ZM72 207V206H71ZM76 207L75 208H73V209H76ZM89 206H87V209H89L88 208ZM118 207V208H119ZM203 207V206H202ZM253 207V208H254ZM83 208V207H82ZM115 207H113V209H114ZM133 209H134V207H132ZM147 208H149V207H147ZM181 208L183 209L184 208V210H181ZM190 208H191V211L193 212V216L196 214H198V212H199V214L196 216H191L190 214L192 213L191 211H190ZM212 208H213V210H212ZM225 208H226V206H225ZM252 208V207H251ZM252 208V209H253ZM256 209H259L260 210V208H262V205L261 206H259V208H257V206L255 207ZM255 208L253 209V210H255ZM47 209V208H46ZM72 209V210H73ZM112 209V210H113ZM126 209V210H125ZM132 209V210H133ZM134 209V210H135ZM186 209V210H185ZM238 209V208H237ZM236 209V210H237ZM239 209H240V207H239ZM52 210H53V208H52ZM61 210V211H62ZM77 210V211H76ZM75 211L76 212H78V208L76 209ZM83 210V211H82ZM81 210V212H82V216L83 215H87V214H85V212H84V209H82ZM120 210V209H119ZM132 211L133 213L131 214L130 213V215H132L133 216V218H134V215H135V220L136 219H138L137 217H138V212L135 214L134 212H136V211ZM159 210V211H158ZM165 210V209H164ZM168 210H165V212L167 211L168 212ZM175 210V211H176ZM208 210H211V211H209V214H208ZM228 210V209H227ZM253 210H249V211H251L252 212V216H253V219L255 220V222L257 223V225H258V229H259V231H258V234H259V239H260V241L258 240V242H261V243H259V244H261V248H259V249H261V258H258V259H262V261L264 262V208L262 209V210H260V211H263V212H261L258 216H256V215H253L254 213H253ZM53 211H56V210H53ZM59 211V213L58 214H53L52 213V211H51V213H52V215H54L53 217H56V219L55 220H57L56 221V223H54L55 224V230H56V228H57V230L58 231H60V227H59V229H58V222H59V219L61 218L62 219V216L64 215L63 213L62 214H60V210H58ZM74 211V210H73ZM74 211V212H75ZM85 211H86V209H85ZM122 211V212H123ZM174 211V212H175ZM185 211V212H184ZM191 212L190 214H189V212ZM213 211V212H214ZM48 212V211H47ZM75 212V213H76ZM87 212H89V210H87ZM107 212L105 213V214H107ZM172 212V210L169 212L170 214H172L171 213ZM176 212H178V211H176ZM179 212V213H180ZM182 212H184V213H182ZM229 212V210L227 211V213ZM236 212V215L238 216L237 218H234V219H236L237 220V226H238V224L240 223L239 221H241L240 219H239V216L240 215H238V213L237 212H240V211H235ZM235 212H234V214H233V216H235ZM55 213V212H54ZM71 213V212H70ZM112 213H114V212H112ZM111 213V209H110V214H112ZM119 213V212H118ZM247 213V212H246ZM49 214V213H48ZM60 214V215H59ZM77 214V213H76ZM78 214H80L79 212H78ZM109 214V217L111 216ZM125 214V215H126ZM134 214V215H133ZM158 214V213H157ZM156 214V215H157ZM163 213H161V215H162ZM174 214V213H173ZM214 214H216V213H211V216L212 215H214ZM245 214V213H244ZM161 215H157L158 216V218L159 219H161ZM179 215V214H178ZM200 215V216H199ZM209 215V216H208ZM49 216H51V214L49 215ZM59 216H61L60 218H59ZM82 216H80V218L82 217ZM84 216V217H85ZM96 216L98 217L99 215H97V213H96ZM164 216V215H163ZM163 216H162V220H163V224H164V222H167L168 224H169V221L168 220H166V219H169L171 216L169 215V217L168 218H163ZM166 216H168V215H166ZM202 216V217H201ZM223 216V215H222ZM225 216H227L226 215V213L224 214V218H225ZM244 216V215H243ZM71 217V216H70ZM73 217V216H72ZM83 217V221H85L86 219ZM86 217H88V219L90 218L88 215L86 216ZM111 217H113V214H112V216ZM110 217V220H114L113 218H111ZM155 217V216H154ZM183 217V218H184ZM196 217V218H195ZM206 217V218H207ZM221 217V216H220ZM64 218H66V217H64ZM62 219V221L63 220H65V219ZM123 219H124V215H123V217H122ZM122 218H120V220H122ZM151 218H152V220H151ZM157 218V219H158ZM175 218H174V220H175ZM192 218H194L193 220L194 221H192ZM202 218V219H201ZM248 218V217H247ZM67 220H68V218H66ZM91 219V218H90ZM101 219V221H102V218L99 216V220ZM159 219L158 220H156V222H154V224L155 225H157L158 224V226H159V224H160V222L162 221H159ZM223 219V218H222ZM221 219V220H222ZM227 219V218H226ZM225 219V220H226ZM230 219H233V218H230ZM241 219H244V221L246 220V222H248V221H250V219L248 220V219H245V217L243 218H241ZM74 220V219H73ZM79 220V219H78ZM81 220V219H80ZM132 220V219H131ZM166 220V221H165ZM205 220V219H204ZM216 220V219H215ZM220 220V219H219ZM218 220V221H219ZM220 220V221H221ZM253 220V221H254ZM61 221V220H60ZM62 221H61V223H62ZM69 221H70V219H69ZM69 221H68V223H69ZM92 222H93V220H91ZM130 221V220H129ZM137 221V220H136ZM149 221H150V224H149ZM157 221H159L158 223H157ZM181 221H182V223H181ZM191 221H192V223H191ZM219 221V222H220ZM227 221V220H226ZM233 221V220H232ZM232 221L231 222H229V224L230 223H232ZM253 221H250L249 223L251 224ZM80 222V221H79ZM91 222V223H92ZM112 222V221H111ZM127 222H128V220H127ZM131 223H134V222H132V221H130ZM153 222V221H152ZM192 224V225H190V223ZM213 222V221H212ZM212 222H210V224L212 225ZM215 222V221H214ZM217 222V221H216ZM223 222V221H222ZM225 222V221H224ZM242 222V221H241ZM71 223V222H70ZM69 223V226L71 225ZM81 223V222H80ZM79 223V224H80ZM112 223H114V222H112ZM116 223V222H115ZM114 223V224H115ZM157 223V224H156ZM243 223V222H242ZM78 224V223H77ZM76 224V225H77ZM79 224H78V227H79ZM86 223L84 222V225H85ZM93 225L95 224V223H92ZM102 223H100V226H102L101 225ZM117 224V225H116ZM115 225L116 226H114L115 228H117V226L119 225L118 223H116ZM124 224V223H123ZM122 224V225H123ZM127 225L129 224V223H126ZM149 224V225H148ZM152 225V228H150L149 230H150V233L149 232H146V231H148V228L149 227H147L146 228V226L144 227V229L146 228L147 230H144L146 233H149V234H151V231L153 230V228H155L156 227V229H157V226H155V225ZM166 224V223H165ZM164 224V225H165ZM196 224V223H195ZM209 224V223H208ZM217 225H218V223H216ZM215 224V225H216ZM253 224V223H252ZM251 224V225H252ZM73 225V224H72ZM72 225L69 227V226H67V227H69V228H72ZM82 225V224H81ZM83 225V226H84ZM95 225H97V224H95ZM131 227H132V229L131 230H133V228L135 229H137V227L138 228H140L139 226V224H138V222H137V224H136V226L134 225V227H133V224H129ZM176 225V226H177ZM216 225V226H217ZM242 225V224H241ZM255 225V224H254ZM59 226H62V224H59ZM112 226H113V224H112ZM176 226H174V228H176ZM191 226V227H190ZM207 226V225H206ZM205 226V227H206ZM209 226V225H208ZM234 226H236V225H234ZM247 226H249V225H247ZM246 226V227H247ZM87 227V226H86ZM97 227V226H96ZM103 228H104V226H102ZM123 226H121V225H119L118 226V228L117 229H123L122 228ZM162 227V229H161V232H162V230H164L163 231V233H161V232H158L159 234H164L165 233V228L166 229H168L167 227H165V228H163V226H161ZM177 227V228H178ZM246 227H244V223H243V229H244V231H247V229L245 230V228ZM51 228V227H50ZM84 228H85V226H84ZM83 228V229H84ZM88 228V227H87ZM173 228V230L175 231V229ZM225 228V227H224ZM223 228V229H224ZM236 228V227H235ZM238 228V227H237ZM236 228V229H237ZM257 228V227H256ZM68 229V228H67ZM77 229H79V228H77ZM82 229V228H81ZM82 229V231H84L85 232V229L83 230ZM88 229H90V228H88ZM94 229H96V228H93V229H90V230H94ZM152 229V230H151ZM156 229H154L153 231H154V234L156 235L157 234V236H160V235H158V233H156L157 231H158V229H160V227L156 230ZM181 229V230H180ZM202 230L204 229L203 228V226H202V228H201ZM201 229H200V231H201ZM212 229H214V228H212ZM212 229H210V230H212ZM233 228L231 227H229L228 228V231L230 232L231 230H232ZM63 228L61 229V232H60V234H59V236H63ZM90 230H88V231H90ZM103 230V229H102ZM104 230L106 231V228H104ZM108 230V229H107ZM141 230V229H140ZM142 230V231H143ZM156 230V231H155ZM225 230V229H224ZM224 230H221V231H224ZM240 230V229H239ZM249 230V229H248ZM252 230V229H251ZM255 230V229H254ZM253 230V231H254ZM57 231V232H58ZM73 231H75V230H72V232ZM77 232V234L75 235V233L73 232H71V234H70V236L69 237H71V235L73 234V237H77V241L79 240L80 242L82 241L81 240V238L83 237H81V233H82V231H79V230H76ZM78 231L80 232V234L78 233ZM152 231V232H153ZM174 231H173V233H171V234H176V233H174ZM188 230L186 229L185 230V232L184 233H186ZM191 231H194V230H190L189 232H191ZM207 231H209V230H207ZM70 232V231H69ZM128 232H129V230H128ZM167 233H168V231H166ZM182 232V231H181ZM199 232V231H198ZM231 232H233V231H231ZM247 232H250L251 233V231L249 230V231H247ZM245 233V232H243V230H242V234L243 233H245L246 235L248 234L249 236H248V242L246 241V239H245V241L243 242V243H245V244H242L244 247L245 246H248L249 244H253V242H251L250 240H249V238L251 239L252 237H250L251 236V234H249V233ZM68 234V232H65V234ZM87 233H89V235L90 234H92V235H90V237L92 236L93 238H90V239H94L95 240V242H97V240H98V238H100L98 241L99 242H97V243H99V245L103 248H101V250H104V248H105V250L104 251H102V253L103 252H105V253H103V254H101L102 256L104 255V254H106V252L108 251V250H110V249H108V250H106V248H108V246L110 247V246H112L111 244H113V243H116V242H114V238L116 239L117 237H119L117 234H116V237L114 236V238H113V243L109 240V239H111V237H113V231H112V233H111V237H108V236H110V235H108V234H106V233H102V231L100 230V233H102V235L100 236V233H98V230L97 231H95V234H94V231H93V233H90V232H87ZM86 233V234H87ZM96 233H98V235L96 234ZM115 233V232H114ZM124 233H126V232H124ZM133 234V236H136L137 235V233H136V235H134V233L135 232H132ZM141 233V232H140ZM167 233H165L164 234V237L165 238H167V239H169L170 238V236L169 237H166L165 235H167ZM210 233V232H209ZM212 233L213 232H211L210 234H211V237H212ZM216 233H217V230H216ZM216 233L214 232V235L213 236H215L216 235ZM253 233V232H252ZM66 234V235H67ZM78 234H79V236H78ZM86 234H84V236L86 235ZM106 234V235H105ZM143 234V233H142ZM142 234H140L141 236L140 237H142V238H146V236L143 234V236H145V237H143L142 236ZM154 234H151V235H153V237L155 236ZM218 234V233H217ZM222 234V233H221ZM232 233H229V235H231ZM240 234H241V231H240ZM241 234V235H242ZM257 234V233H256ZM258 234L256 235V236H258ZM88 235V236H89ZM182 235V234H181ZM224 235H226V231L224 232ZM233 235H236V234H233ZM246 235H244V237L246 236ZM87 236V235H86ZM98 238H97V237ZM168 236V235H167ZM179 236V235H178ZM183 236H185V235H183ZM198 236V235H197ZM196 236V237H197ZM208 236V235H207ZM73 237H71V239H75V238H73ZM78 237H80V238H78ZM95 237V238H94ZM101 237L103 238V240L101 239ZM104 237H107L106 239L110 242V244H108V241L105 239L104 240ZM121 238H122V236H120ZM119 237V238H120ZM126 237V236H125ZM140 237H139V239L138 240H140ZM164 237H160V238H162V239H164ZM195 237V236H194ZM201 237V236H200ZM210 237V238H211ZM216 237H217V235H216ZM216 237H212L211 239H215ZM236 237V236H235ZM62 238H64V237H62ZM87 238V237H86ZM83 239V243L85 242V240H86V242H87V240L88 239ZM109 238V239H108ZM124 238V237H123ZM122 238V239H123ZM126 238H128V237H126ZM123 239V240H127V239ZM154 238H157L156 236L154 237ZM171 238H173L172 236H171ZM178 238L179 237H176L175 239L176 240H178ZM182 238H184V237H182ZM182 238L181 239H179V240H182ZM186 238V237H185ZM188 238V237H187ZM191 238H192V235H191ZM203 238L205 239L206 237L203 235ZM203 238H202V240H203ZM209 238V239H210ZM229 238V237H228ZM231 238V237H230ZM122 239H120V240H122ZM135 239H136V237H134V241L133 242H137V241H135ZM158 240H159V237L157 238ZM157 239H156V241H157ZM162 239H160L161 241H162ZM165 240V241H169V240ZM190 238H188V240H189ZM197 240L199 239L198 237L196 238ZM207 239V238H206ZM209 239H207V240H209ZM211 239H210V241H211ZM218 239V238H217ZM216 239V240H217ZM222 239H224L223 238V236H222ZM221 239V240H222ZM61 240V239H60ZM129 240V239H128ZM127 240V241H128ZM155 240V239H154ZM192 240V239H191ZM191 240H190V242H191ZM229 240V239H228ZM234 240V239H233ZM65 241V242H64ZM68 241L69 240H67V244H68ZM78 241V242H79ZM91 241V240H90ZM89 240H88V242H90ZM102 241V243L100 244V242ZM103 241H105V243L103 242ZM116 241V240H115ZM170 241H172L171 239H170ZM186 241V240H185ZM206 240H204V242H201V240H200V242H199V244L200 245H202L201 243H203L204 244V246L202 245L201 246V248H202V250H205V251H207L208 252V250H207V248L208 249H210V246H208L207 247V244L205 245V243H207V242H205ZM209 241V243H208V245H212V243L211 242H214V240H212L211 242ZM218 241V240H217ZM237 241V240H236ZM249 241H250V243H249ZM60 242V241H59ZM70 242V241H69ZM85 242V243H86ZM139 242V241H138ZM155 242V241H154ZM160 242V241H159ZM162 242H164V241H162ZM193 242V241H192ZM191 242V243H192ZM195 242H196V240H195ZM195 242H194V244H195ZM220 243L222 242V241H219ZM235 242V241H234ZM258 242H255V244H257ZM61 243H66V240H64V239H62L61 240ZM83 243H80V245H84ZM94 243V242H93ZM95 244V245H98V244ZM123 242H121L120 244H122ZM151 243H153L152 242V240H151ZM151 243L150 242H145V245L143 244V246H145V247H147V249H145L144 250V247H143V250L144 251H146V250H148L149 248H150V245H151ZM156 243V242H155ZM169 243H171V242H169ZM186 243V242H185ZM188 243V242H187ZM198 243V242H197ZM197 243L194 245V246H196L197 245ZM219 243V244H220ZM228 243V242H227ZM233 243V242H232ZM59 244V243H58ZM67 244H64V245H67ZM70 244H73V243H70ZM89 244H91V243H89ZM103 244H104V246H103ZM132 245H133V243H131ZM137 243H135V245H136ZM150 244V245H149ZM157 244H159V243H157ZM156 244V247H154L155 246V244L154 245H151V246H153L154 248H157V250H160V249H158V247L159 246H162V247H165L166 246V244H167V242H166V244H165V242L163 243L165 246H163V244L162 243H160L159 244V246ZM175 244H176V242H175ZM189 244V243H188ZM198 244V245H199ZM222 244V243H221ZM226 244V243H225ZM235 243H233L232 245H234ZM53 245H55V244H52V245H50V246H52V247H54ZM80 245H79V243H78V246L80 247ZM115 245V244H114ZM119 245V243H117V245H115L116 246V248L118 249H120V251H122L121 249L122 248H120V247H122V246H118ZM131 245V247H133V246H135V245H133L132 246ZM172 245H173V243H172ZM171 245V246H172ZM198 245H197V247H194V249L195 248H200V247H198ZM231 245V246H232ZM236 245V247H237V244H235ZM234 245V246H235ZM241 245V246H242ZM60 246V245H59ZM73 246V245H72ZM77 245H75V248H74V246L72 247V248H74V249H71V245H70V250H71V256L73 255V253L75 252L74 250L76 249V251L79 253V252H81L85 247H86V245L85 246H81L80 247V249H78L77 250V248H79ZM93 246H94V244H93ZM93 246L91 245V247H92V249H91V251L93 250ZM105 246H107V247H105ZM158 246V247H157ZM171 246H170V248H168L167 246H166V249L168 250V252H170V249H171ZM207 247V248H203V247ZM215 246H219V245H216L215 244ZM223 245H221V247H222ZM243 246L242 247H240V245H238V247H240L239 248V253L243 256L242 257V262L243 261H247L248 259H249V253L251 252L252 253V250H247V249H250V248H247L246 250L249 252H247L246 253V251L245 252H243L244 250H243ZM252 246H254V244L252 245ZM257 246V245H256ZM260 246V245H259ZM52 247H50V249H52ZM77 247V248H76ZM82 247H84L82 250H81V248ZM94 247H97V246H94ZM114 246H112V248H113ZM140 247H142V245H140ZM140 247L138 248V249H140ZM149 247V248H148ZM178 247V246H177ZM183 248V246H182V244L180 245V247H179V250H178V253L180 254V252L183 250L182 248ZM212 247V246H211ZM220 247V248H221ZM55 248H57V250L55 249ZM68 248H69V246H68ZM89 248H90V245H89ZM98 248H99V246L97 247V250H98ZM111 248V247H110ZM116 248H114V249H116ZM128 248V247H127ZM153 248V249H154ZM160 248V247H159ZM201 248L200 249H198L197 251H198V253H199V255H200V252H201ZM215 248V247H214ZM213 248V250H214V252L216 253L217 251H215L216 249H214ZM223 248L225 249L226 247L225 246H223ZM223 248H221L223 251L222 252H220V253H222L223 254V252H224V249ZM258 248V247H257ZM58 249H59V247H54V249H52V250H56V252H53V253H55V254H57V256L58 257H56V258H58V261H60L59 259H60V254L59 253H57V252H60V251H58ZM126 249V248H125ZM125 249H123V250H125ZM166 249H165V251H166ZM193 249V248H192ZM193 249V250H194ZM221 249H219V250H221ZM252 249V248H251ZM51 250V251H52ZM84 250H86V249H84ZM97 250H94V251H97ZM113 249H111V251H112ZM192 250V252H194V255H193V253H192V255L193 256H195V258H196V260H198L197 258V256H199V255H196L195 254V252L196 251H193ZM235 250V249H234ZM262 250H263V252H262ZM72 251H73V253H72ZM87 251V250H86ZM93 251V252H94ZM99 252H101L100 251V249L98 250ZM110 251V252H111ZM114 251V250H113ZM116 251V250H115ZM118 252V250H117V252L118 253H120V255H122V254H125L126 252H124V251H122V253L121 252ZM127 251H129L128 249H127ZM148 251H150V250H148ZM148 251H146L147 253L146 254H148ZM155 251V252H154ZM164 251V253H165V255H167L166 254V252ZM236 251V250H235ZM237 251H238V249H237ZM236 251V254L238 253ZM255 251V250H254ZM117 252H113V253H116V255H115V258H114V260L115 261H117L118 263L120 262V261H118L119 259H117V257L119 256L118 255V253ZM124 252V253H123ZM138 251L137 250H135V253H137ZM151 252H154V253H157L156 254V258L155 257H153V255L151 256V258L153 257V258H155V259H153L152 258V260L154 261V262H156L157 264H159V263H161L160 261H162L163 260V258H161V260L159 259V260H157L158 258H160V256H161V253L159 252V254H160V256L158 255V252L156 251V250H152ZM175 252V251H174ZM190 252V254H191V251H189ZM204 252V251H203ZM233 252V251H232ZM243 252V253H242ZM256 252V251H255ZM77 253V254H78ZM112 252H111V254L110 253H108L107 252V255H106V257L107 258H109L108 257V254H110V255H112L113 254ZM134 253V254H135ZM153 253V254H154ZM164 253L162 254V256L161 257H164L165 258V255H164ZM173 253V252H172ZM205 253V252H204ZM203 253V254H204ZM209 253H212L211 251H209ZM250 253V254H251ZM80 254V253H79ZM82 254V255H81ZM81 254L79 255V256H81L79 259H82V258H84L83 257V253L81 252ZM86 254V253H85ZM130 254L132 255L133 253H131V251H130ZM177 254V253H176ZM178 254V255H179ZM190 254H187V256L189 255L190 256ZM207 254V253H206ZM206 254H204V255H202V257H200L199 256V261L202 259V260H204L203 262H205L206 260H208L209 261V259H207L206 258ZM221 254V255H222ZM225 254H227V253H225ZM224 254V255H225ZM235 254V253H234ZM233 254V255H234ZM239 254V255H240ZM75 255H76V253H75ZM74 255V256H75ZM89 255V253L88 254H86V256L85 257H87ZM95 255H98V253L97 252H95ZM100 254H99V256H98V258L101 256ZM140 255H142V254H138L137 256H132V257H134L133 259L132 258H130V259H132V261L135 259V262H136V259H137V262L139 261V263L138 264H140V262L142 261V263H143V261L145 262V263H143V264H147V261H146V259H143V258H145V257H141V259H139V257H140ZM164 255V256H163ZM191 255V256H192ZM211 255V254H210ZM216 255H217V253H216ZM223 255V256H224ZM232 255V254H231ZM238 255V254H237ZM238 255V256H239ZM257 255V254H256ZM74 256H72V257H74ZM78 256V257H79ZM92 256H94V255H92ZM113 256V255H112ZM158 256V257H157ZM173 256V255H172ZM187 257L188 259V261H189V259H190V257ZM212 256V255H211ZM218 256V255H217ZM222 256V257H223ZM96 257V256H95ZM94 257V258H95ZM105 257V258H106ZM111 257V256H110ZM120 257V256H119ZM122 257V256H121ZM137 257V258H136ZM179 257V256H178ZM212 257H215V256H212ZM211 257V258H212ZM220 257V256H219ZM222 257H221V260H222ZM227 257V256H226ZM231 257V256H230ZM233 257H236L237 258V256H232V259H233ZM252 257V256H251ZM251 257H250V260H251ZM51 259L53 258V257H50ZM69 258H71V257H69ZM68 258V259H69ZM75 258V257H74ZM97 258V257H96ZM97 258V259H98ZM175 258V260H176V255L173 257V259ZM216 258H218V257H216ZM76 259H78V258H76ZM88 259H89V257H88ZM96 259V260H97ZM101 259V258H100ZM117 259V260H116ZM123 259H124V257H123ZM123 259L121 258V260L123 261ZM139 259V260H138ZM172 259V258H171ZM185 259V258H184ZM183 259V260H184ZM206 259V260H205ZM212 259H214V258H212ZM212 259H210L211 260V263H213L212 262ZM232 259H229V261L231 260L232 262H233V260ZM235 259V258H234ZM239 259L240 258H238V260H234V263H236V262H238V264H239ZM254 259V258H253ZM50 259L48 258V261H49ZM71 261L72 260H74V259H70ZM83 260V262H82V264H85L84 263V259H82ZM86 260H87V258H86ZM85 260V261H86ZM95 260V259H94ZM94 260H92V261H94ZM105 260V259H104ZM113 260V259H112ZM112 260H110V261H112ZM141 260V261H140ZM147 260H150V259H147ZM159 261V262H157V261ZM174 260V261H175ZM186 260V259H185ZM183 261L184 263L183 264H185L186 263V261ZM193 260V258L190 260V262ZM202 260L200 261V264L202 263ZM221 260H219V261H221ZM249 260V262H248V264H250V262H252V261H250ZM1 261V260H0ZM3 261V260H2ZM42 261H46V259H44V260H42ZM55 261H56V259H55ZM55 261H53V263H52V261L50 260L49 261V263L48 264H57ZM75 261V260H74ZM88 261V260H87ZM109 260H107V262H108ZM153 261H150V262H152L153 263ZM171 261V260H170ZM169 261V262H170ZM173 261V262H174ZM198 261V262H199ZM207 261V262H208ZM258 261V260H257ZM51 262V263H50ZM78 262V261H77ZM80 262V261H79ZM80 262V263H81ZM99 262H100V260H99ZM102 262V261H101ZM100 262V263H101ZM106 262V261H105ZM117 262L116 263H113V264H117ZM134 262V263H135ZM137 262L135 263V264H137ZM169 262L167 263V264H169ZM190 262H189V264H190ZM206 262V263H207ZM241 261H240V264H243V263H245V262H243L242 263ZM255 262V261H254ZM47 263V262H46ZM95 263V262H94ZM103 263H104V261H103ZM103 263H101V264H103ZM110 263V262H109ZM108 263V264H109ZM122 262H120V264H121ZM126 263H127V261H126ZM141 263V264H142ZM155 263V264H156ZM196 263V262H195ZM194 263V264H195ZM233 263V264H234ZM258 263V262H257ZM0 264H3V263H0ZM6 264V263H5ZM59 264H60V262H59ZM99 264V263H98ZM107 264V263H106ZM112 264V263H111ZM148 264H151V263H148ZM154 264V263H153ZM171 264H173V263H171ZM176 264H177V261H176ZM187 264V263H186ZM192 264V263H191ZM197 264H199V263H197ZM225 264H228L227 262L225 263ZM246 264V263H245ZM251 264H253V262L251 263Z\"/></svg>",
	"mask_w": 264,
	"mask_h": 264
},
{
	"label": "clouds",
	"instance_id": "clouds-1",
	"mask_svg": "<svg viewBox=\"0 0 264 264\" xmlns=\"http://www.w3.org/2000/svg\"><path fill=\"white\" fill-rule=\"evenodd\" d=\"M14 162H15L14 160H10V161H9L10 164H11V163H14Z\"/></svg>",
	"mask_w": 264,
	"mask_h": 264
}]
</instances>
